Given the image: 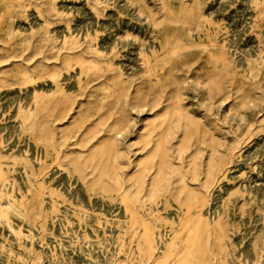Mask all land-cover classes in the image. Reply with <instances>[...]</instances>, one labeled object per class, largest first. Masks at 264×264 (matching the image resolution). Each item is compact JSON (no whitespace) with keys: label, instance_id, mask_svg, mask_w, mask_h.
Listing matches in <instances>:
<instances>
[{"label":"rangeland","instance_id":"rangeland-1","mask_svg":"<svg viewBox=\"0 0 264 264\" xmlns=\"http://www.w3.org/2000/svg\"><path fill=\"white\" fill-rule=\"evenodd\" d=\"M56 1H57V3H56ZM129 1L128 0H99V2H98V0H91V1L86 0V2H85V0H0V97H1L0 98L1 99L0 100V103H1L0 104V150H1L0 151V157H1L0 158V169L2 170L3 167L5 168V169L3 168L4 170H2L0 172V173H2V174H0V182H1L0 183V186H1L0 191H2L1 192L2 194H0V196H1L0 197V205H2V206H0V210H1L0 211V221H1L0 222V225H1L0 226V233L2 232L0 234V243L1 244L3 243L2 246H4L3 250H2V246L0 245V264H14V263H16V264H21V263L22 264H24V263L25 264L26 263L27 264H47L51 260H52V262H50L49 264H61V263H63V264H71V263L72 264H98V263L99 264H124V263L125 264H136V263L137 264H152V263L153 264L154 263L155 264H171L173 261L164 260L160 247H164L163 252H165L167 249V246L169 244V239H171L172 236L174 235L173 233L175 231L174 230L175 227H176V229H178L180 227V219L181 218H188L189 216H193V215H194V217L196 216V218H198L199 225H200L201 235H200L199 243H200V248H201V252H202V264H213V263L214 264H250V263H252V264H256V263L257 264H264V257H263L264 256V246H263L264 245V239H263L264 233L262 232L264 230V219L261 220V215H262V218H264V215H263L264 214L263 213L264 212L263 211L264 210V176H263L264 175V173H263L264 172V145H263L264 144L263 143L264 142V125H263L264 124V87H263L264 86V73H263L264 72V49H263L264 48V41H263L264 40V34H262V33H264V23H263L264 22V16H263L264 15L263 14L264 13V0H251V1L250 0H204V1L203 0H155V1L154 0H132V2H131V0H129ZM199 1H201V2H199ZM133 2H135V3L133 4ZM160 2H162L163 4ZM92 3L93 4L96 3V4H94V7H93ZM106 4H109V5H106ZM159 4H160V6H159ZM179 4H181V5L179 6ZM199 5H201V6H199ZM206 5H208V6H206ZM25 6H27V7H25ZM140 6H141V8H140ZM149 6H152V7H149ZM90 7H92L93 9ZM161 8H162V10H161ZM10 9H12V10H10ZM62 9H64V10H62ZM191 9H192V11H191ZM54 10H55V12H54ZM58 11H62V14H61V12H58ZM70 11H71V13H70ZM100 12H102V13L100 14ZM38 13H40V14H38ZM256 13H259L260 15L256 14ZM211 14H213V16ZM115 17L117 19H115ZM42 18L44 19L45 22L43 21ZM109 18H110V20H109ZM144 18L145 19L147 18V19L145 20ZM199 18H200V21H199ZM218 18H220V19H218ZM251 19H252V21H251ZM72 20H73V22H72ZM118 20H119V22H117ZM259 20H261V21H259ZM87 21H89V22H87ZM91 21H92V23H91ZM51 22H53V24H50ZM149 22L150 23L152 22L151 25ZM153 23L155 24L154 27H152ZM85 24H87V25H85ZM88 24H90V25H88ZM120 24H121V26H120ZM198 24H200V25H198ZM205 24H206V26H205ZM14 25H15V27H14ZM115 25H118V26H115ZM85 26H86V28H85ZM44 27L46 28L45 32L43 31V30H45ZM68 27H70V28H68ZM21 28H23L24 30ZM49 28H50V30H49ZM124 29L127 31L125 32ZM15 30L18 32H15ZM86 30H87V32H86ZM258 30H259V32L261 31L260 34H259ZM56 31H58V32H56ZM110 31H112V32H110ZM59 32H60V34H59ZM130 32L134 36H136V35H138V36H136L134 38L133 35H130ZM68 34H70V35H68ZM128 35H129V37H128ZM52 36H54V37H52ZM78 36H79V38H76ZM119 36H120V39H119ZM109 37L112 41L109 39ZM222 37H225V38H222ZM253 37H255V38H253ZM54 38H56V39H54ZM65 38H67L68 40L67 39L65 40ZM236 38H237V40H236ZM74 39H75V41H74ZM136 39H138V40H136ZM49 40H52V41H49ZM70 40H72V41L70 42ZM76 40H78V41L76 42ZM82 40H83V42H82ZM45 41H48V42H45ZM245 41H247V43ZM108 42H109V44H108ZM125 42H126V44H125ZM71 43L72 44L75 43V44L72 46ZM90 43H92V44H90ZM95 43H96V45H95ZM236 44H238V45H236ZM141 45H142V47H141ZM144 45H147V46H144ZM74 46H75L76 50L73 49ZM90 46H91V48L89 49ZM48 47L51 49H53V48L54 49L51 50ZM92 47H95V48H92ZM255 47H257V48H255ZM45 48L47 51L45 50ZM77 48H78V51H77ZM96 48H97V50H96ZM59 49L60 50L63 49L62 50L63 52L62 51L60 52ZM92 49H94V50L92 51ZM73 50H74V52H73ZM71 51L73 53H71ZM145 51H146V53H145ZM229 51H231V52H229ZM88 52L91 54V56L89 55ZM100 52L102 55L103 54L104 55L99 56ZM197 52H198V54H197ZM237 52H238V54H237ZM49 53L52 55H50ZM54 53L56 54L57 59L55 58V55H53ZM233 53L234 54L236 53V54L234 55ZM261 53H263V55ZM46 54H47V57H46ZM86 54H87V56H86ZM105 54H107V55L105 56ZM70 55H72V56H70ZM121 55H122V57H121ZM119 56H120V58H119ZM230 56H231V58H230ZM64 57H65V60H64ZM91 57L93 58V60L91 59ZM95 57H97V58H95ZM198 57H199V59H198ZM53 58H54L55 62H53L54 61V60H52ZM83 58H85V62H84ZM87 58H89V59H87ZM179 59H180V61H179ZM194 59H196V61H194ZM90 60L95 61V62H92V61L90 62ZM131 60H133V61H131ZM229 60H230V62H228ZM244 60L246 62H244ZM49 61H51V62H49ZM96 61L97 62L99 61V62L97 63ZM110 61H111V63H110ZM134 61H136V62H134ZM231 61H233V62H231ZM72 62H73V64H72ZM88 62H89V64H88ZM101 62L103 63V65H100V64H102ZM107 62H109L111 65L108 64ZM45 64L48 66H44ZM60 64H61V66H60ZM88 65H89V67H88ZM127 65H128V67H127ZM57 66H58V68H57ZM96 66H97V68H96ZM109 66H111V67H109ZM28 67H29V69H28ZM44 67H45V69H44ZM60 67H62V68H60ZM93 67H95V68H93ZM100 67L102 68V70ZM178 67H180V68H178ZM187 67H189L191 70ZM217 67H220V68H217ZM111 68L113 69V71H111L112 70ZM134 68H135V70H134ZM244 68H246V69H244ZM20 69H21V71H20ZM109 69H111V70H109ZM115 70H116V73H115ZM129 70H131V71H129ZM253 70H255V71H253ZM16 71H18V72H16ZM46 71L47 72L49 71L50 73H47ZM53 71L56 75L53 73ZM92 71H94V72L96 71V72L94 73ZM98 71H100L101 73ZM140 71H142V72H140ZM23 72L24 73L26 72V73L24 74ZM28 72H29V74H28ZM58 72L59 73L61 72V73L59 74ZM124 73H126V74H124ZM207 73L209 74V76ZM249 73L251 74V76ZM133 74H135V75H133ZM26 75L28 77H26ZM58 75H60V76L58 77ZM63 75H64V77H63ZM119 75L121 76L120 78H119ZM230 76H232V77H230ZM30 77L32 78L31 81H30V79H31ZM35 77H36V79H34ZM105 77H107V78H105ZM115 77L116 78L118 77L119 79L117 78V80H116ZM126 77L129 78L130 83L127 79H125ZM209 77H211V78H209ZM52 78H53V80H51ZM95 78H97L98 80ZM112 78H114V80ZM142 78H145V79H142ZM203 79H205V80L202 81ZM228 79H230V80H228ZM27 81H29V82H27ZM100 81H102V82H100ZM213 81L215 82V84ZM105 83H107V84H105ZM20 84H22V85L24 84V86H22ZM1 85H3V86H1ZM61 86H63V87H61ZM19 87L21 89H19ZM69 87H71V88H69ZM230 87L232 90L230 89ZM110 88H112L113 90H111ZM139 88H141V89H139ZM210 88H211V90H209ZM106 89L108 91H106ZM52 90L54 92L56 90H58V92H55L57 94L55 95L54 92H52ZM119 90H121V91H119ZM255 90H256V92H255ZM136 91H138V93ZM34 92L35 93L37 92V93L35 94ZM39 92H41V93H39ZM45 92H47V93H45ZM72 93H75V94H72ZM255 93H256V97H255ZM112 94H114V95H112ZM195 94H196V96H195ZM232 94H233V96H232ZM43 95H44V97H43ZM53 95H54V97H53ZM67 95H68V97H67ZM103 95H104V97H103ZM160 95H161V97H160ZM47 96H48V99H47V102H45V99L47 98ZM61 96L62 97L64 96L65 98L64 97L62 98ZM31 97H32V99H31ZM34 97H35V99H34ZM38 97L41 100L43 98L42 102H41V100H39ZM146 97H148V98H146ZM127 98H128V100H127ZM59 100H61V101H59ZM143 100H146V101L143 102ZM148 100H150V102L147 104ZM82 101H83V103H82ZM201 101H203L202 102L203 106L201 104ZM33 102H35V104ZM43 102H45L47 104L44 106L45 103L43 104ZM128 102H129V104H128ZM197 102H199V103H197ZM39 103H40V105H39ZM63 103H65V104H63ZM133 103H134V105H132ZM7 104H9V105H7ZM50 104H51V106H50ZM27 105H29V106H27ZM135 105H136V107H134ZM165 105H166L167 109H165L166 108ZM48 106H50L49 111L47 108ZM198 106H199V108H198ZM229 106H230V108H229ZM27 107H30V109L29 108L27 109ZM56 107L57 108L59 107V108L57 109ZM69 107H71L73 109H71ZM108 107H110L109 110H107ZM150 107H153V108H150ZM213 107H215V109ZM46 108H47V110H46ZM60 108H62V110ZM121 108H122V110H121ZM123 108L125 111H123ZM21 109H22V111H21ZM23 109L24 110L26 109L25 112ZM65 109H67V110H65ZM228 109H229V111H228ZM28 110H29V112H28ZM110 110L112 111V113ZM126 110L129 112H127ZM234 110H235V112H234ZM84 111H85V113H84ZM206 111L208 113H206ZM78 112H79V114H78ZM160 112H163V113H160ZM221 112L224 115H222ZM29 113H31V114H29ZM245 114L247 116L249 114V116L247 117ZM29 115H31V116H29ZM114 115H116L115 116L116 119L114 118ZM128 115H131V116H128ZM158 115L159 116L163 115L162 116L163 118L165 116L166 117L163 119L160 116L159 117L160 119L158 120ZM24 116L26 117V119ZM43 116L45 117V119L43 118ZM86 116H88V117H86ZM98 116H99V118H97ZM154 116H157V117H154ZM224 116H225V118H224ZM89 117H91V118L89 119ZM131 117H133V118H131ZM13 118H14V120H13ZM22 118H24V119H22ZM106 118L107 119L111 118V119L105 120ZM149 118H151L150 121L148 120ZM193 118L197 119V121L194 120ZM218 118H219V120H218ZM242 118H243V120H242ZM93 119L95 120V123H94ZM101 119H102V121H100ZM234 119H235V121H234ZM42 120H44V121H42ZM115 120H116V122H115ZM164 120H165V122H164ZM179 120H181V121H179ZM198 120L200 121V124L197 125V123H199ZM245 120L248 122H246ZM41 121H42V123H41ZM112 121H114L115 123ZM213 121H215V122H213ZM70 122L72 125L70 124ZM126 122H127V124H125ZM160 122H163L164 124L163 123L160 124ZM201 122H203V123H201ZM227 122H228V124H227ZM20 123L21 124L23 123V124L21 125ZM61 123H63V124H61ZM68 123L71 126L68 125ZM84 123L86 124V126L84 125ZM112 123H114V125H116V126H114V128L112 126ZM149 123H151V124H149ZM233 123H235V124L233 125ZM94 124H95V126H94ZM152 124H153V127H151L152 128V130H151L150 126H152ZM171 124L173 125V127ZM202 124H204V125H202ZM209 124L210 125L212 124V125L210 126ZM253 124H255V125H253ZM20 125L21 126L24 125V126L21 127ZM80 125H82V126L84 125V126L82 127ZM110 125L112 127H110ZM156 125L158 127L157 129H156ZM159 125L160 126L162 125V126L160 127ZM182 125L184 126V128ZM213 125H214V127H213ZM245 125H247V126L245 127ZM65 126H66V129H64ZM79 126H80V128H79ZM234 126H235V128H234ZM88 127H90V129ZM115 127H116V129H115ZM146 127H148V128H146ZM220 127H222V129ZM230 127H231V129H230ZM18 128H20V129H18ZM99 128H101V130ZM122 128H124V129H122ZM50 129H51V131H49ZM73 129H75V130H73ZM85 129H87V130H85ZM143 129H145V130H143ZM146 129L148 131L150 129V131L147 132ZM207 129H210V130H207ZM219 129H220V134H219ZM10 130L12 131V134H11ZM26 130H27V132H26ZM45 130L48 132H46ZM69 130H71V131H69ZM82 130H83V132H82ZM89 130H90V132H89ZM92 130L94 131V133ZM121 130H123V131H121ZM174 130H176V132ZM183 130L184 131L186 130V131L184 132ZM198 130H199V132H198ZM241 130H242V132H241ZM6 131H7V133H6ZM22 131H23V133H21ZM74 131H75V133H74ZM76 131H78V132H76ZM79 131H81V132H79ZM105 131H106L107 135H105ZM143 131H145V132H143ZM153 131H154V133H153ZM210 131H211V133H210ZM234 131H236V132H234ZM189 132H190V134H189ZM48 133H50L51 135ZM71 133H72V135H71ZM80 133H82V134H80ZM101 133H103V134H101ZM119 133H120V135H119ZM169 133H170V137H169ZM173 133H175V134H173ZM183 133L186 135H182ZM241 133H242V135H241ZM41 134H43V135H41ZM144 134L147 136H145ZM193 134L197 137L193 136ZM224 134L226 136H223ZM140 135L142 136L141 138H140ZM167 135L169 138L167 137ZM210 135H212V136H210ZM42 136H44L45 138ZM50 136L51 137L54 136V137L49 138ZM84 136L85 137L88 136L86 141H85V139H83V138H85ZM90 136H92V137H90ZM94 136L97 138H95ZM143 136L146 138V140H145V138H143ZM172 136H174V137H172ZM184 136H186V137H184ZM78 137H79V139H81V141L78 139ZM153 137H155V138H153ZM187 137H188V139H187ZM208 137H210V138H208ZM225 137H226V139H225ZM235 137H237V138L235 139ZM65 138H68V140L67 139L65 140ZM104 138L106 139V141L103 140ZM113 138H116V139H113ZM124 138H125V140H123ZM203 138L206 140H204ZM219 138L221 139V141ZM97 139H100V141L103 140L104 142H100L99 140L96 142ZM47 140L50 142H48ZM61 140H64V141H61ZM150 140L152 141V143ZM179 140L185 142V144L183 142L179 143ZM193 140H195V141H193ZM207 140H208V143L205 142ZM59 141L61 144L57 143ZM133 141H135V143ZM141 141H142V143H141ZM186 141H187V143H186ZM211 141H213V142L215 141L214 143L216 145ZM224 141L225 142L227 141L228 145H227V142L225 144ZM63 142H64V144H63ZM73 142H75V143H73ZM76 142L79 144H77ZM81 142L84 146L81 145ZM114 142H116L117 144H113ZM90 143H91V145H89ZM127 143H129V145ZM170 143H171V145H170ZM172 143H173V145H172ZM190 143L191 144L193 143V145H191ZM194 143H195V145H194ZM238 143H241L242 145L241 144L238 145ZM10 144H11V146H10ZM24 144H27V145H24ZM50 144L52 145V147ZM68 144H69L70 148H69ZM109 144L111 146H109ZM125 144H126V146H125ZM142 144H143V146H141ZM87 145L92 146V147H88ZM96 145H98V147ZM127 145H128V147H127ZM146 145H147V147H146ZM174 145H175V147H174ZM207 145H208V148H206ZM225 145H226V147H225ZM9 146L11 147V149ZM100 146H101V151H103L104 153L100 151ZM165 146H166V148H165ZM183 146H184V148H183ZM210 146L212 147V149ZM1 147H2V149H1ZM32 147H33V149H31ZM59 147H61V148H59ZM95 147H97V149H95ZM112 147H113V149H112ZM152 147H153V149H152ZM171 147H174V148H171ZM201 147L203 148V150ZM217 147H218V149H217ZM36 148L38 149L39 152L36 151L37 150ZM56 148H58V149H56ZM143 148H145V149L142 151ZM154 148H155V150L158 149L160 151V156L162 158L155 154V152L153 151ZM167 148H168V150H167ZM223 148H226V149H223ZM51 149H53V151H51ZM98 149H99V151H98ZM147 149L149 151H146ZM209 149H211V150H209ZM110 150H112V151H110ZM189 150H190V152H188ZM197 150L199 152H196ZM234 150H236V151L234 152ZM49 151H51V152H49ZM90 151L93 153H91ZM182 151H184V153L186 152L185 153L186 155L183 154ZM200 151L203 153H201ZM221 151L223 152V154ZM226 151L229 154H225ZM24 152H26V153H24ZM42 152H43V156H42ZM208 152H209V154H208ZM231 152H233L232 155H231ZM58 153L61 154V156ZM64 153H66V154H64ZM76 153L79 154V155L77 154V156L79 158L76 156ZM188 153H189V155H188ZM197 153H198V155H197ZM13 154L15 156H18L20 154L19 156L21 158L18 156V157H16L17 158L16 159L15 156H13ZM68 154L70 157H68ZM87 154L89 155V157H88L89 161H87L88 159L86 158L88 156ZM98 154H101V155H98ZM117 154H119V155H117ZM150 154L154 156L153 162L155 161L151 167L153 170V173H152V170L150 168V173H148L149 170L146 171L145 178L141 179L140 177L142 176V173H143L141 168H143L144 163H146L149 159H151V157H153V156L150 157ZM2 155H4V156L2 157ZM24 155H25V157H23ZM82 155L83 156L86 155V157L85 156L83 157ZM91 155L94 157H91ZM127 155H129V158L127 157ZM208 155H209V157H208ZM216 155H217V157H216ZM259 155H261V156H259ZM50 156H52V157H50ZM56 156L60 157V158L57 159ZM74 156H76V157H74ZM63 157H65L66 159L64 160ZM104 157H105V159H104ZM138 157H139V159H138ZM145 157L147 160L143 159ZM195 157H196V159H195ZM223 157H224V159H223ZM231 157H233V158L231 159ZM257 157H258V159H257ZM6 158H7V160H6ZM69 158H70V160H69ZM187 158H188V160H187ZM193 158H194V160H193ZM33 159H34V161H33ZM212 159H214V160H212ZM219 159L223 160V161H220ZM61 160H64V162ZM67 160H69V161H67ZM71 160H73V161H71ZM231 160H233V162H231ZM41 161H43V162H41ZM44 161H46V162H44ZM57 161H58V163H57ZM84 161L87 163L84 164L85 163ZM128 161H130V163H128ZM142 161H143V163H142ZM157 161H159V165H158V163H156ZM187 161H189V162H187ZM21 162H22V166H21ZM38 162H40V163H38ZM49 162L51 164H49ZM54 162H55V164H54ZM89 162H90V164H89ZM91 162H93L92 165H91ZM135 162H136V166H135ZM197 162H199L198 165L195 164ZM220 162H222V163H220ZM226 162H228V164H226ZM192 163H193V165H192ZM206 163H209V164H206ZM219 163H220V165H218ZM229 163H231V165ZM194 164L196 165L195 170H194ZM214 164H215V166L212 167ZM222 164H224V165L226 164V165L224 166ZM12 165H15V166L13 167ZM50 165L52 167H50ZM61 165L63 168L61 167ZM95 165H96V167H95ZM103 165H105V166H103ZM107 165H110V166L107 167ZM127 165H128V167H127ZM163 165H164V167H163ZM200 165H202V168ZM67 166H69V167H67ZM111 166H113V167L111 168ZM114 166H119L120 168L118 167L119 168L118 169L117 167H114ZM140 166H141V168H140ZM186 166H187V168H190L192 166L193 169L192 168H190L191 170L187 169V168H185ZM221 166H222V168H220ZM103 167H106V168H104L106 170V172L109 170L110 171L106 173L105 170L103 171ZM207 167H209V168H207ZM226 167H227V169H226ZM44 168H47V169H44ZM162 168H163V170H162ZM176 168L178 170H176ZM179 168H180V171H179ZM210 168H212V169H210ZM249 168H252V170ZM23 169L26 170L28 175L25 174L26 172ZM82 169L84 171H82ZM99 169H102V170H99ZM122 169H125V170H122ZM167 169H169V170H167ZM35 170H36V173H35ZM45 170L47 171V173ZM132 170L135 171V173L137 172L136 175L135 174L133 175V177L135 179L131 176L134 173ZM137 170H140V171H137ZM161 170H162V176L160 173ZM205 170L206 171L208 170V171L206 172ZM216 170H217L218 174H217ZM48 171H50V172H48ZM94 171H96V172L94 173ZM101 171H103V172H101ZM169 171H170V173H169ZM187 171H188V173L185 174ZM203 171H205L207 174L208 173L209 174L206 175V173ZM45 173L47 176L45 175ZM98 173H100L101 174L100 176H103V177L99 178ZM112 173H113V177H112ZM201 173H203V174H201ZM213 173L214 174L216 173V176ZM31 174L33 176H30ZM104 174H105L106 178L109 176L110 177L106 179L104 177ZM188 174H189V176H187ZM191 174L192 175L195 174V175L192 176ZM2 175L4 177V180L6 179L5 182H3L4 180H3V177H1ZM83 175L85 177H83ZM117 175H118V177H120V179L118 178L119 180L117 179ZM125 175H127V177L128 176L129 177L126 178ZM150 175L152 178L150 177ZM158 175H160V176H158ZM171 175H172V177L174 176V178H172ZM204 175H205V177H204ZM16 176H18V177H16ZM27 176H29V177H27ZM96 177L101 179L102 181L101 180L100 181L102 183H100L99 179H97ZM158 177L164 178V179H158ZM33 178H34V180H33ZM130 178L133 181L135 180V183ZM216 178H217V180H215ZM242 178H244V179H242ZM8 179H9V181H8ZM45 179H46V181H45ZM96 179H97V181H96ZM128 179H130L132 183L128 182V181H130ZM148 179L150 180V182ZM174 179H176V180H174ZM191 179H193V180L191 181ZM41 180H42V182H41ZM47 180H48V182H47ZM90 180L91 181L93 180V181H92V183H89L90 184L89 185L88 182H91ZM136 180H138V181H136ZM7 181L10 183H8ZM94 181H95V183H94ZM171 181H173V182H171ZM197 181H198V183H197ZM59 182H60V184H59ZM80 182H82L83 184L81 185ZM84 182H86V183H84ZM141 182L142 183L144 182L143 185ZM160 182L163 183L164 185L161 184V186H159ZM260 182L263 186L261 184H259ZM133 183H134V185H132ZM148 183L149 184L151 183L150 186ZM175 183H176V185H175ZM127 184L129 187L127 186ZM136 184H138V185H136ZM139 184H140V186H139ZM242 184H243V187H242ZM255 184H258V185H255ZM12 185H14V187ZM33 185H34V187H33ZM36 185H38V187ZM48 185H51V186H48ZM68 185H70V186H68ZM95 185L97 186V189H96ZM108 185H109V188H108ZM116 185H117V187H116ZM173 185H175V186H173ZM177 185H179V186L177 187ZM207 185L209 188L207 187ZM82 186H84V187H82ZM113 186H115V187H113ZM138 186L140 189H138ZM148 186H149V188H148ZM158 186H159V189H158ZM194 186H195V188H198L200 191L195 189ZM6 187H7V189H6ZM112 187H113V189H112ZM143 187H145L144 189H146V191L143 189ZM173 187H175V188H173ZM200 187H203V188H200ZM215 187H216V189H215ZM258 187H260V188H258ZM38 188H40V189H38ZM52 188H54V189L52 190ZM135 188H136L137 193L140 192L139 194L134 192ZM218 188L219 189L221 188L220 189L221 191ZM94 189H95V191H94ZM120 189H121V191H120ZM187 189H188V191H187ZM210 189H212V191ZM234 189H235V191H234ZM237 189H238V191H237ZM10 190H11L13 195L10 193ZM247 190H248V192H247ZM18 191H19V193H18ZM154 191H155V193H154ZM176 191H178V192H176ZM99 192H101V193H99ZM127 192H130L131 195H130V193H129V195L126 194ZM261 192H263V194ZM20 193H23L24 195L20 194ZM75 193H77V194H75ZM111 193H113V194H111ZM132 193L133 194L136 193L135 196L132 195ZM186 193L188 194V196ZM205 193L209 196H206ZM245 193H247V194H245ZM36 194H37V197H36ZM44 194L46 196H44ZM59 194H61L62 196ZM140 194H141V197H139ZM21 195L23 197H21ZM94 195H96V196H94ZM146 195L149 196L148 197L149 200H148ZM202 195H203V197L205 195V198H203ZM3 196H5V197H3ZM89 196L92 197L91 198L92 200L90 199ZM131 196L133 198H131ZM184 196H185V198H184ZM200 196L203 199H201ZM7 197H8V200H7ZM28 197H29V199H28ZM197 197H198V199H197ZM209 197H210V199H209ZM37 198L39 199L38 201H37ZM109 198L110 199L112 198L111 202H110ZM129 198H130V200H129ZM207 198L210 201L209 200L207 201ZM40 199H42V200H40ZM195 199H196V201H195ZM103 200H105V201H103ZM141 200H142V202H141ZM182 200L183 201L185 200L184 204H183ZM23 201H24V203L22 204ZM42 201H44V202H42ZM57 201H59V202H57ZM157 201H158V203H157ZM162 201L165 202V204ZM188 201H190V203ZM250 201H251V203H250ZM40 202H42L43 204H41ZM108 202H110V204ZM135 202H138V203H135ZM68 203H69V205H68ZM70 203H72V204H70ZM76 203L78 205H76ZM90 203H92V204H90ZM20 204H22V205L20 206ZM37 204L39 205V207H37L38 206ZM130 204L133 205L132 206L133 208L131 207ZM7 205H9V206H7ZM79 205H80V207H78ZM136 205L138 207H135V209H134V206H136ZM49 206H51V207H49ZM75 206H77V207H75ZM91 206H93V207H91ZM126 206L128 209L126 208ZM219 206H221V207H219ZM239 206H240V208H239ZM73 207H74V209H73ZM110 207H112L111 208L112 210L110 209ZM113 207H114V209H113ZM43 208L44 209L47 208V209H45V211H44ZM48 208H49V210H48ZM97 208H99V210ZM79 209H81V210H79ZM115 209H117V210H115ZM131 209H134L133 211H135V212H133ZM145 209H148V210H145ZM241 209H242V211H241ZM31 210H32V212H31ZM36 210L39 213L42 210L41 214L36 212ZM90 210L91 211L93 210L94 212L93 211L90 212ZM120 210H123L124 212L120 211ZM219 210H220V212H219ZM4 211H5V213H7V215H5V216L2 215V213H1ZM79 211H80V213H79ZM245 211H247V212H245ZM257 211H258V213H257ZM58 212H59V214H58ZM178 212H179V214H178ZM213 212H215V213L213 214ZM94 213H96V214H94ZM112 213H114V214H112ZM119 213H120V215H119ZM121 213H122V215H121ZM34 214L37 217H35ZM56 214H58L57 217H55ZM80 214H82V216ZM87 214H89V215H87ZM245 214H247V215H245ZM160 215H161V217H160ZM88 216H90V217H88ZM109 216H110V218H109ZM124 216H126V217H124ZM128 216H129V218H128ZM42 217L45 219H43ZM49 217L51 220L49 219ZM158 217H160V218H158ZM172 217H173V219H172ZM3 218H5V219H3ZM28 218H30V220ZM97 218H100V219H97ZM205 218L208 220L206 221ZM225 218H227V219H225ZM255 218H258V219H255ZM60 219H62L61 220L62 222L60 221ZM67 219H68V221H67ZM69 219H70V221H69ZM163 219H164V221H163ZM45 220L47 221V223L45 222ZM134 220H136V221H134ZM71 221H72V225L70 223ZM73 221H74V224H73ZM211 221L212 222L214 221V222L212 223ZM224 221H226L227 224ZM22 222H23V224H21ZM77 222L79 223V225ZM108 222H109V224H108ZM136 222H137V224H134ZM32 223L35 225H33ZM54 223H55V225H54ZM114 223H115V225H114ZM99 224H101V226ZM21 225H22V227H21ZM41 225L43 226V228ZM69 225H71V226H69ZM111 225H112V227H111ZM122 225H124V226H122ZM88 226L93 228V229L89 228ZM212 226H213V228H212ZM18 227H20V228H18ZM255 227L257 228V230ZM35 228H37V229H35ZM209 228H211L213 231ZM44 229H45V231H44ZM170 229L172 231H170ZM52 231H53L54 236L51 233ZM133 231H136L138 233L136 234V232H133ZM157 231H158V233H156ZM207 231L209 234L207 233ZM227 231L229 234H226ZM74 232H75V234H74ZM247 232H248V234H247ZM17 233H18V235H17ZM43 233H45V234H43ZM122 233H124V235H122ZM153 233H155V234H153ZM259 233H261V234L263 233V234L261 235ZM13 234H15V235H13ZM25 234L29 238H26V236H24ZM40 234H42V235H40ZM131 234L133 235V237L130 236L131 240H129L130 239L129 235H131ZM211 234H213V237ZM206 235H207V237H206ZM208 235H209V237H208ZM43 236H46L45 240H44ZM89 236H90V238H89ZM147 236H149V240L146 239ZM218 236H220L221 238ZM33 237H36V238H33ZM71 237H73V238H71ZM231 237H234V238H231ZM39 238H41V240ZM59 238L61 239V241ZM206 238H207V241H205ZM239 238H241L242 240L240 239L241 240L240 241ZM29 239L35 244L30 242ZM71 239H73V240H71ZM40 241L42 244H40ZM110 241L112 243H109ZM142 241H143V243H142ZM224 241H225V243H224ZM20 242L24 245L20 244ZM151 242L153 244H151ZM241 242H242V244H241ZM249 242L250 243L252 242L251 245H249L250 244ZM31 243H32V245H31ZM58 243H59V245H58ZM183 243L184 242H180L179 244H183ZM8 244H9V246H8ZM13 244H15L16 247ZM18 244H20V245H18ZM91 244H93V245L91 246ZM100 244H101V246H100ZM117 244H118V246H117ZM149 244L152 245V247L154 249L153 253H149L150 256L147 254L148 253L147 248H148ZM212 244L214 246H212ZM228 244H229V246H228ZM238 244L239 245L241 244V245L239 246ZM39 245H41V246H39ZM102 245H104V246H102ZM115 245H116V247H115ZM121 245H123V247L119 248ZM157 245H158V247H157ZM254 245H256V247H259V246L260 247L255 248ZM54 246L56 247L55 249H54ZM88 246H91L89 251L87 250L89 248ZM108 246H110V247H108ZM30 247L35 248V249L32 250V248H30ZM128 247H130V248L133 247V248L130 249ZM208 247H210V248H208ZM250 247H252L253 249ZM25 248L28 250H26ZM211 248H213V250H211ZM24 249H25V251H24ZM257 249H258V253L256 252ZM10 250L12 251V253ZM29 250L31 253L28 252ZM60 250H61V252H60ZM141 250L143 251V253ZM36 251H37V253H36ZM40 251L42 254L40 253ZM215 251H216V253H215ZM101 252H103V253L101 254ZM126 252L129 255L126 254ZM209 252H211V253H209ZM4 253H5V255H4ZM28 253H30V254H28ZM50 253H51V256H50ZM56 253L57 254L60 253L59 256ZM130 253H131V255H130ZM212 253L214 254L213 256H212ZM39 254H40V256H39ZM113 254H115V255H113ZM118 254H119V256H118ZM132 254H133V256H132ZM17 255H18V257H17ZM104 255H105V257H104ZM243 255H245V256H243ZM5 256H7V257H5ZM10 256H11V258H10ZM38 256L42 257V258H39ZM95 256H96V259H95ZM108 256H111V257H108ZM126 256H128V257H126ZM129 256H130V261L128 259ZM227 256L229 258H227ZM25 257H26V259H24ZM32 257H34L33 260H32ZM114 257H115V259H114ZM149 257H150V259H149ZM261 257L263 258V261H262ZM6 258H7V260H6ZM16 258H18V259H16ZM70 258L73 261H71ZM132 258H133V260H132ZM238 258H240V259H238ZM245 258H247V259H245ZM127 259H128V261H127ZM147 259L149 260V262H147L148 261ZM233 259H234V261H233ZM241 259H242V261L243 260H245V261L242 262ZM87 260H88V262H87ZM104 260H105V262H104ZM119 260H121V261L126 260V261L123 263V262H119ZM150 260H152V262ZM235 260H236V262H235ZM96 261H98V262H96ZM237 261H238V263H237ZM259 261H261L262 263Z\"/></svg>","mask_w":264,"mask_h":264},{"label":"bare ground","instance_id":"bare-ground-1","mask_svg":"<svg viewBox=\"0 0 264 264\" xmlns=\"http://www.w3.org/2000/svg\"><path fill=\"white\" fill-rule=\"evenodd\" d=\"M90 1H91V0H90ZM128 1H129V0H128ZM154 1H155V0H154ZM203 1H204V0H203ZM250 1H251V0H250ZM29 2H30V1H29ZM85 2H86V0H85ZM96 2H97V1H96ZM98 2H99V0H98ZM101 2H102V1H101ZM106 2H107V1H106ZM111 2H112V1H111ZM129 2H130V1H129ZM131 2H132V0H131ZM158 2H159V1H158ZM199 2H201V1H199ZM258 2H259V1H258ZM51 3H52V2H51ZM51 3H50V4H51ZM56 3H57V1H56ZM134 3H135V2H133V4H134ZM144 3H145V2H144ZM150 3H151V2H150ZM150 3H149V4H150ZM156 3H157V2H156ZM160 3H162V2H160ZM181 3H182V2H181ZM203 3H204V2H203ZM25 4H26V3H25ZM88 4H89V3H88ZM90 4H91V3H90ZM92 4H93V3H92ZM94 4H96V3H94ZM94 4H93V7H94ZM146 4H147V3H146ZM162 4H163V3H162ZM164 4H165V3H164ZM200 4H201V3H200ZM106 5H109V4H106ZM123 5H124V4H123ZM123 5H122V6H123ZM136 5H137V4H136ZM180 5H181V4H179V6H180ZM253 5H254V4H253ZM141 6H142V5H141ZM141 6H140V8H141ZM147 6H148V5H147ZM153 6H154V5H153ZM159 6H160V4H159ZM199 6H201V5H199ZM206 6H208V5H206ZM211 6H212V5H211ZM25 7H27V6H25ZM57 7H58V6H57ZM62 7H63V6H62ZM70 7H71V6H70ZM96 7H97V6H96ZM107 7H108V6H107ZM136 7H137V6H136ZM149 7H152V6H149ZM161 7H162V6H161ZM52 8H53V7H52ZM55 8H56V7H55ZM58 8H59V7H58ZM76 8H77V7H76ZM79 8H80V7H79ZM82 8H83V7H82ZM90 8H92V7H90ZM103 8H104V7H103ZM154 8H155V7H154ZM157 8H158V7H157ZM159 8H160V7H159ZM200 8H201V7H200ZM211 8H212V7H211ZM250 8H251V7H250ZM40 9H41V8H40ZM92 9H93V8H92ZM119 9H120V8H119ZM135 9H136V8H135ZM152 9H153V8H152ZM195 9H196V8H195ZM209 9H210V8H209ZM10 10H12V9H10ZM62 10H64V9H62ZM95 10H96V9H95ZM102 10H103V9H102ZM105 10H106V9H105ZM120 10H121V9H120ZM158 10H159V9H158ZM161 10H162V8H161ZM202 10H203V9H202ZM214 10H215V9H214ZM262 10H263V9H262ZM51 11H52V10H51ZM56 11H57V10H56ZM85 11H86V10H85ZM88 11H89V10H88ZM92 11H93V10H92ZM152 11H153V10H152ZM191 11H192V9H191ZM251 11H252V10H251ZM37 12H38V11H37ZM52 12H53V11H52ZM54 12H55V10H54ZM58 12H61V14H62V11H58ZM86 12H87V11H86ZM94 12H95V11H94ZM113 12H114V11H113ZM116 12H117V11H116ZM153 12H154V11H153ZM155 12H156V11H155ZM157 12H158V11H157ZM196 12H197V11H196ZM196 12H195V13H196ZM261 12H262V11H261ZM42 13H43V12H42ZM70 13H71V11H70ZM97 13H98V12H97ZM101 13H102V12H100V14H101ZM38 14H40V13H38ZM44 14H45V13H44ZM59 14H60V13H59ZM141 14H142V13H141ZM154 14H155V13H154ZM202 14H203V13H202ZM215 14H216V13H215ZM215 14H214V15H215ZM256 14H259V13H256ZM261 14H262V13H261ZM263 14H264V13H263ZM41 15H42V14H41ZM48 15H49V14H48ZM104 15H105V14H104ZM145 15H146V14H145ZM203 15H204V14H203ZM211 15L213 16V14H211ZM259 15H260V14H259ZM259 15H258V16H259ZM92 16H93V15H92ZM94 16H95V15H94ZM147 16H148V15H147ZM215 16H216V15H215ZM256 16H257V15H256ZM263 16H264V15H263ZM40 17H41V16H40ZM75 17H76V16H75ZM97 17H98V16H97ZM110 17H111V16H110ZM11 18H12V17H11ZM15 18H16V17H15ZM26 18H27V17H26ZM48 18H49V17H48ZM84 18H85V17H84ZM84 18H83V19H84ZM222 18H223V17H222ZM42 19H43V18H42ZM50 19H51V18H50ZM77 19H78V18H77ZM88 19H89V18H88ZM94 19H95V18H94ZM97 19H98V18H97ZM115 19H117V18L115 17ZM144 19H145V18H144ZM146 19H147V18H146ZM146 19H145V20H146ZM201 19H202V18H201ZM218 19H220V18H218ZM260 19H261V18H260ZM109 20H110V18H109ZM150 20H151V19H150ZM150 20H149V21H150ZM157 20H158V19H157ZM190 20H191V19H190ZM43 21H44V19H43ZM77 21H78V20H77ZM104 21H105V20H104ZM199 21H200V18H199ZM201 21H202V20H201ZM251 21H252V19H251ZM259 21H261V20H259ZM262 21H263V20H262ZM18 22H19V21H18ZM44 22H45V21H44ZM47 22H48V21H47ZM47 22H46V23H47ZM72 22H73V20H72ZM87 22H89V21H87ZM117 22H119V20H118ZM54 23H55V22H54ZM82 23H83V22H82ZM85 23H86V22H85ZM91 23H92V21H91ZM95 23H96V22H95ZM115 23H116V22H115ZM149 23H150V22H149ZM151 23H152V22H151ZM151 23H150V25H151ZM217 23H218V22H217ZM227 23H228V22H227ZM254 23H255V22H254ZM263 23H264V22H263ZM11 24H12V23H11ZM13 24H14V23H13ZM41 24H42V23H41ZM43 24H44V23H43ZM50 24H53V22H51ZM67 24H68V23H67ZM83 24H84V23H83ZM201 24H202V23H201ZM20 25H21V24H20ZM68 25H69V24H68ZM85 25H87V24H85ZM88 25H90V24H88ZM147 25H148V24H147ZM154 25H155V24L153 23V26H152V27H154ZM198 25H200V24H198ZM227 25H228V24H227ZM249 25H250V24H249ZM254 25H255V24H254ZM30 26H31V25H30ZM69 26H70V25H69ZM108 26H109V25H108ZM115 26H118V25H115ZM120 26H121V24H120ZM127 26H128V25H127ZM205 26H206V24H205ZM12 27H13V26H12ZM14 27H15V25H14ZM17 27H18V26H17ZM49 27H50V26H49ZM70 27H71V26H70ZM70 27H68V28H70ZM83 27H84V26H83ZM88 27H89V26H88ZM100 27H101V26H100ZM104 27H105V26H104ZM130 27H131V26H130ZM199 27H200V26H199ZM252 27H253V26H252ZM259 27H260V26H259ZM262 27H263V26H262ZM44 28H45V27H44ZM59 28H60V27H59ZM75 28H76V27H75ZM77 28H78V27H77ZM80 28H81V27H80ZM80 28H79V29H80ZM85 28H86V26H85ZM89 28H90V27H89ZM112 28H113V27H112ZM120 28H121V27H120ZM150 28H151V27H150ZM226 28H227V27H226ZM253 28H254V27H253ZM253 28H252V29H253ZM21 29H23V28H21ZM32 29H33V28H32ZM66 29H67V28H66ZM9 30H10V29H9ZM23 30H24V29H23ZM49 30H50V28H49ZM64 30H65V29H64ZM74 30H75V29H74ZM109 30H110V29H109ZM119 30H120V29H119ZM124 30H125V29H124ZM204 30H205V29H204ZM261 30H262V29H261ZM10 31H11V30H10ZM43 31L45 32V31H46V28H45V30H43ZM43 31H42V32H43ZM81 31H82V30H81ZM94 31H95V30H94ZM94 31H93V32H94ZM126 31H127V30H125V32H126ZM188 31H189V30H188ZM193 31H194V30H193ZM195 31H196V30H195ZM15 32H18V31L15 30ZM21 32H22V31H21ZM56 32H58V31H56ZM86 32H87V30H86ZM96 32H97V31H96ZM110 32H112V31H110ZM120 32H121V31H120ZM134 32H135V31H134ZM139 32H140V31H139ZM189 32H190V31H189ZM234 32H235V31H234ZM258 32H259V30H258ZM54 33H55V32H54ZM127 33H128V32H127ZM145 33H146V32H145ZM191 33H192V32H191ZM254 33H255V32H254ZM260 33H261V31L259 32V34H260ZM59 34H60V32H59ZM109 34H110V33H109ZM124 34H125V33H124ZM250 34H251V33H250ZM262 34H264V33H262ZM45 35H46V34H45ZM68 35H70V34H68ZM76 35H77V34H76ZM78 35H79V34H78ZM86 35H87V34H86ZM118 35H119V34H118ZM130 35H133V34H131V32H130ZM200 35H201V34H200ZM220 35H221V34H220ZM232 35H233V34H232ZM40 36H41V35H40ZM43 36H44V35H43ZM64 36H65V35H64ZM74 36H75V35H74ZM79 36H80V35H79ZM79 36L76 37V38H79ZM122 36H123V35H122ZM136 36H138V35H136ZM136 36L133 35L134 38H135ZM144 36H145V35H144ZM150 36H151V35H150ZM228 36H229V35H228ZM259 36H260V35H259ZM45 37H46V36H45ZM52 37H54V36H52ZM71 37H72V36H71ZM94 37H95V36H94ZM97 37H98V36H97ZM110 37H111V36H110ZM110 37H109V39H110ZM117 37H118V36H117ZM128 37H129V35H128ZM237 37H238V36H237ZM67 38H68V37H67ZM67 38H65V40H66ZM86 38H87V37H86ZM89 38H90V37H89ZM104 38H105V37H104ZM104 38H103V39H104ZM138 38H139V37H138ZM146 38H147V37H146ZM148 38H149V37H148ZM194 38H195V37H194ZM222 38H225V37H222ZM253 38H255V37H253ZM259 38H260V37H259ZM40 39H41V38H40ZM43 39H44V38H43ZM46 39H47V38H46ZM49 39H50V38H49ZM54 39H56V38H54ZM63 39H64V38H63ZM69 39H70V38H69ZM80 39H81V38H80ZM96 39H97V38H96ZM99 39H100V38H99ZM99 39H98V40H99ZM101 39H102V38H101ZM106 39H107V38H106ZM114 39H115V38H114ZM119 39H120V36H119ZM119 39H118V40H119ZM126 39H127V38H126ZM128 39H129V38H128ZM47 40H48V39H47ZM57 40H58V39H57ZM57 40H56V41H57ZM65 40H64V41H65ZM67 40H68V39H67ZM110 40H111V39H110ZM130 40H131V39H130ZM136 40H138V39H136ZM142 40H143V39H142ZM234 40H235V39H234ZM236 40H237V38H236ZM254 40H255V39H254ZM42 41H43V40H42ZM42 41H41V42H42ZM49 41H52V40H49ZM71 41H72V40H70V42H71ZM74 41H75V39H74ZM77 41H78V40H76V42H77ZM89 41H90V40H89ZM91 41H92V40H91ZM100 41H101V40H100ZM111 41H112V40H111ZM122 41H123V40H122ZM134 41H135V40H134ZM145 41H146V40H145ZM152 41H153V40H152ZM221 41H222V40H221ZM227 41H228V40H227ZM229 41H230V40H229ZM263 41H264V40H263ZM263 41H262V42H263ZM45 42H48V41H45ZM62 42H63V41H62ZM76 42H75V43H76ZM82 42H83V40H82ZM87 42H88V41H87ZM93 42H94V41H93ZM126 42H127V41H126ZM126 42H125V44H126ZM128 42H129V41H128ZM137 42H138V41H137ZM139 42H140V41H139ZM153 42H154V41H153ZM245 42L247 43V41H245ZM56 43H57V42H56ZM63 43H64V42H63ZM72 43H73V42H72ZM72 43H71V44H72ZM75 43H74V44H75ZM85 43H86V42H85ZM88 43H89V42H88ZM118 43H119V42H118ZM129 43H130V42H129ZM132 43H133V42H132ZM144 43H145V42H144ZM44 44H45V43H44ZM50 44H51V43H50ZM69 44H70V43H69ZM74 44H72V46H73ZM77 44H78V43H77ZM90 44H92V43H90ZM108 44H109V42H108ZM139 44H140V43H139ZM227 44H228V43H227ZM230 44H231V43H230ZM238 44H239V43H238ZM238 44H236V45H238ZM240 44H241V43H240ZM257 44H258V43H257ZM45 45H46V44H45ZM56 45H57V44H56ZM65 45H66V44H65ZM78 45H79V44H78ZM80 45H81V44H80ZM93 45H94V44H93ZM95 45H96V43H95ZM105 45H106V44H105ZM243 45H244V44H243ZM254 45H255V44H254ZM259 45H260V44H259ZM47 46H48V45H47ZM49 46H50V45H49ZM63 46H64V45H63ZM83 46H84V45H83ZM97 46H98V45H97ZM100 46H101V45H100ZM121 46H122V45H121ZM121 46H120V47H121ZM144 46H147V45H144ZM151 46H152V45H151ZM228 46H229V45H228ZM233 46H234V45H233ZM251 46H252V45H251ZM45 47H46V46H45ZM76 47H77V46H76ZM106 47H107V46H106ZM106 47H105V48H106ZM141 47H142V45H141ZM155 47H156V46H155ZM246 47H247V46H246ZM41 48H42V47H41ZM48 48H49V47H48ZM64 48H65V47H64ZM90 48H91V46L89 47V49H90ZM92 48H95V47H92ZM117 48H118V47H117ZM138 48H139V47H138ZM144 48H145V47H144ZM153 48H154V47H153ZM228 48H229V47H228ZM244 48H245V47H244ZM248 48H249V47H248ZM255 48H257V47H255ZM43 49H44V48H43ZM49 49H51V48H49ZM53 49H54V48H53ZM53 49H51V50H53ZM60 49H61V48H60ZM60 49H59V51L61 52L63 49H62V50H60ZM67 49H68V48H67ZM67 49H66V50H67ZM73 49L76 50V49H75V46L73 47ZM107 49H108V48H107ZM147 49H148V48H147ZM158 49H159V48H158ZM242 49H243V48H242ZM249 49H250V48H249ZM260 49H261V48H260ZM263 49H264V48H263ZM263 49H262V50H263ZM45 50H46V48H45ZM74 50H73V52H74ZM93 50H94V49H92V51H93ZM96 50H97V48H96ZM112 50H113V49H112ZM234 50H235V49H234ZM46 51H47V50H46ZM49 51H50V50H49ZM77 51H78V48H77ZM77 51H76V52H77ZM88 51H89V50H88ZM240 51H241V50H240ZM244 51H245V50H244ZM258 51H259V50H258ZM57 52H58V51H57ZM57 52H56V53H57ZM62 52H63V51H62ZM73 52L71 51V53H73ZM103 52H104V51H103ZM117 52H118V51H117ZM143 52H144V51H143ZM229 52H231V51H229ZM232 52H233V51H232ZM51 53H52V52H51ZM66 53H67V52H66ZM88 53H89V52H88ZM139 53H140V52H139ZM141 53H142V52H141ZM145 53H146V51H145ZM201 53H202V52H201ZM239 53H240V52H239ZM47 54H48V53H47ZM47 54H46V57H47ZM49 54H50V53H49ZM58 54H59V53H58ZM61 54H62V53H61ZM64 54H65V53H64ZM77 54H78V53H77ZM79 54H80V53H79ZM92 54H93V53H92ZM98 54H99V53H98ZM118 54H119V53H118ZM197 54H198V52H197ZM226 54H227V53H226ZM230 54H231V53H230ZM233 54H234V53H233ZM235 54H236V53H235ZM235 54H234V55H235ZM237 54H238V52H237ZM242 54H243V53H242ZM256 54H257V53H256ZM261 54L263 55V53H261ZM42 55H43V54H42ZM44 55H45V54H44ZM50 55H52V54H50ZM53 55H55V58H56V54L54 53ZM62 55H63V54H62ZM72 55H73V54H72ZM72 55H70V56H72ZM75 55H76V54H75ZM89 55L91 56L90 53H89ZM94 55H95V54H94ZM100 55H102L101 52H100L99 56H100ZM103 55H104V54H103ZM103 55H102V56H103ZM106 55H107V54H105V56H106ZM148 55H149V54H148ZM227 55H228V54H227ZM17 56H18V55H17ZM86 56H87V54H86ZM108 56H109V55H108ZM251 56H252V55H251ZM65 57H66V56H65ZM65 57H64V60H65ZM109 57H110V56H109ZM112 57H113V56H112ZM115 57H116V56H115ZM121 57H122V55H121ZM237 57H238V56H237ZM257 57H258V56H257ZM50 58H51V57H50ZM50 58H49V59H50ZM61 58H62V57H61ZM95 58H97V57H95ZM117 58H118V57H117ZM119 58H120V56H119ZM230 58H231V56H230ZM244 58H245V57H244ZM56 59H57V58H56ZM83 59H84V62H85V58H83ZM87 59H89V58H87ZM91 59L93 60L92 57H91ZM98 59H99V58H98ZM98 59H97V60H98ZM104 59H105V58H104ZM110 59H111V58H110ZM110 59H109V60H110ZM190 59H191V58H190ZM190 59H189V60H190ZM196 59H197V58H196ZM196 59H194V61H196ZM198 59H199V57H198ZM228 59H229V58H228ZM240 59H241V58H240ZM240 59H239V60H240ZM20 60H21V59H20ZM52 60H54V58H53ZM92 60H90V62H91ZM99 60H100V59H99ZM109 60H108V61H109ZM111 60H112V59H111ZM189 60H188V61H189ZM232 60H233V59H232ZM239 60H238V61H239ZM246 60H247V59H246ZM23 61H24V60H23ZM39 61H40V60H39ZM120 61H121V60H120ZM131 61H133V60H131ZM179 61H180V59H179ZM43 62H44V61H43ZM49 62H51V61H49ZM53 62H55V60H54ZM92 62H95V61H92ZM96 62H97V61H96ZM98 62H99V61H98ZM98 62H97V63H98ZM105 62H106V61H105ZM134 62H136V61H134ZM134 62H133V63H134ZM140 62H141V61H140ZM228 62H230V60H229ZM231 62H233V61H231ZM244 62H246V61L244 60ZM16 63H17V62H16ZM24 63H25V62H24ZM39 63H40V62H39ZM61 63H62V62H61ZM101 63H102V62H101ZM107 63L110 64L111 61H110V63H109V62H107ZM107 63H106V64H107ZM142 63H143V62H142ZM192 63H193V62H192ZM205 63H206V62H205ZM236 63H237V62H236ZM41 64H42V63H41ZM72 64H73V62H72ZM88 64H89V62H88ZM92 64H93V63H92ZM94 64H95V63H94ZM108 64H107V65H108ZM113 64H114V63H113ZM186 64H187V63H186ZM189 64H190V63H189ZM229 64H230V63H229ZM16 65H17V64H16ZM16 65H15V66H16ZM27 65H28V64H27ZM39 65H40V64H39ZM39 65H38V66H39ZM53 65H54V64H53ZM63 65H64V64H63ZM100 65H103V63L100 64ZM110 65H111V64H110ZM141 65H142V64H141ZM172 65H173V64H172ZM206 65H207V64H206ZM236 65H237V64H236ZM256 65H257V64H256ZM17 66H18V65H17ZM44 66H48V65L45 64ZM60 66H61V64H60ZM84 66H85V65H84ZM98 66H99V65H98ZM118 66H119V65H118ZM120 66H121V65H120ZM122 66H123V65H122ZM218 66H219V65H218ZM21 67H22V66H21ZM40 67H41V66H40ZM40 67H39V68H40ZM50 67H51V66H50ZM88 67H89V65H88ZM109 67H111V66H109ZM109 67H108V68H109ZM116 67H117V66H116ZM127 67H128V65H127ZM136 67H137V66H136ZM183 67H184V66H183ZM185 67H186V66H185ZM201 67H202V66H201ZM254 67H255V66H254ZM254 67H253V68H254ZM30 68H31V67H30ZM32 68H33V67H32ZM52 68H53V67H52ZM55 68H56V67H55ZM57 68H58V66H57ZM60 68H62V67H60ZM72 68H73V67H72ZM75 68H76V67H75ZM78 68H79V67H78ZM93 68H95V67H93ZM96 68H97V66H96ZM98 68H99V67H98ZM100 68H101V67H100ZM106 68H107V67H106ZM106 68H105V69H106ZM178 68H180V67H178ZM187 68H189V67H187ZM217 68H220V67H217ZM217 68H216V69H217ZM18 69H19V68H18ZM21 69H22V68H21ZM21 69H20V71H21ZM28 69H29V67H28ZM44 69H45V67H44ZM73 69H74V68H73ZM111 69H112V68H111ZM111 69H109V70H111ZM117 69H118V68H117ZM132 69H133V68H132ZM166 69H167V68H166ZM189 69H190V68H189ZM189 69H188V70H189ZM192 69H193V68H192ZM194 69H195V68H194ZM197 69H198V68H197ZM221 69H222V68H221ZM244 69H246V68H244ZM37 70H38V69H37ZM46 70H47V69H46ZM61 70H62V69H61ZM76 70H77V69H76ZM101 70H102V68H101ZM101 70H100V71H101ZM134 70H135V68H134ZM164 70H165V69H164ZM185 70H186V69H185ZM190 70H191V69H190ZM31 71H32V70H31ZM59 71H60V70H59ZM100 71H98V72H100ZM111 71H113V69H112ZM129 71H131V70H129ZM177 71H178V70H177ZM180 71H181V70H180ZM245 71H246V70H245ZM253 71H255V70H253ZM16 72H18V71H16ZM46 72H47V71H46ZM46 72H45V73H46ZM69 72H70V71H69ZM69 72H68V73H69ZM78 72H79V71H78ZM92 72H94V71H92ZM95 72H96V71H95ZM95 72H94V73H95ZM119 72H120V71H119ZM140 72H142V71H140ZM184 72H185V71H184ZM189 72H190V71H189ZM246 72H247V71H246ZM19 73H20V72H19ZM23 73H24V72H23ZM23 73H22V74H23ZM25 73H26V72H25ZM25 73H24V74H25ZM34 73H35V72H34ZM40 73H41V72H40ZM42 73H43V72H42ZM45 73H44V74H45ZM47 73H50V72L48 71ZM53 73H54V71H53ZM58 73H59V72H58ZM60 73H61V72H60ZM60 73H59V74H60ZM89 73H90V72H89ZM100 73H101V72H100ZM100 73H99V74H100ZM115 73H116V70H115ZM126 73H127V72H126ZM126 73H124V74H126ZM263 73H264V72H263ZM28 74H29V72H28ZM28 74H27V75H28ZM35 74H36V73H35ZM35 74H34V75H35ZM54 74H55V73H54ZM181 74H182V73H181ZM207 74H208V73H207ZM249 74H250V73H249ZM254 74H255V73H254ZM18 75H19V74H18ZM27 75H26V77H28ZM55 75H56V74H55ZM64 75H65V74H64ZM64 75H63V77H64ZM113 75H114V74H113ZM116 75H117V74H116ZM130 75H131V74H130ZM133 75H135V74H133ZM166 75H167V74H166ZM199 75H200V74H199ZM256 75H257V74H256ZM39 76H40V75H39ZM59 76H60V75H58V77H59ZM65 76H66V75H65ZM91 76H92V75H91ZM117 76H118V75H117ZM122 76H123V75H122ZM126 76H127V75H126ZM208 76H209V74H208ZM250 76H251V74H250ZM20 77H21V76H20ZM37 77H38V76H37ZM40 77H41V76H40ZM68 77H69V76H68ZM120 77H121V76L119 75V78H120ZM143 77H144V76H143ZM159 77H160V76H159ZM199 77H200V76H199ZM230 77H232V76H230ZM230 77H229V78H230ZM30 78H31V77H30ZM43 78H44V77H43ZM50 78H51V77H50ZM105 78H107V77H105ZM115 78H116V77H115ZM117 78H118V77H117ZM117 78H116V80H117ZM119 78H118V79H119ZM209 78H211V77H209ZM25 79H26V78H25ZM25 79H24V80H25ZM34 79H36V77H35ZM73 79H74V78H73ZM95 79H97V78H95ZM95 79H94V80H95ZM100 79H101V78H100ZM112 79L114 80V78H112ZM121 79H122V78H121ZM125 79H127V80L129 81V83H130L129 78L126 77ZM138 79H139V78H138ZM142 79H145V78H142ZM31 80H32V78L30 79V81H31ZM41 80H42V79H41ZM43 80H44V79H43ZM51 80H53V78H52ZM51 80H50V81H51ZM97 80H98V79H97ZM102 80H103V79H102ZM104 80H105V79H104ZM110 80H111V79H110ZM161 80H162V79H161ZM193 80H194V79H193ZM204 80H205V79H203L202 81H204ZM228 80H230V79H228ZM250 80H251V79H250ZM25 81H26V80H25ZM33 81H34V80H33ZM38 81H39V80H38ZM147 81H148V80H147ZM195 81H196V80H195ZM238 81H239V80H238ZM23 82H24V81H23ZM27 82H29V81H27ZM44 82H45V81H44ZM100 82H102V81H100ZM121 82H122V81H121ZM170 82H171V81H170ZM213 82H214V81H213ZM21 83H22V82H21ZM88 83H89V82H88ZM127 83H128V82H127ZM189 83H190V82H189ZM204 83H205V82H204ZM233 83H234V82H233ZM235 83H236V82H235ZM238 83H239V82H238ZM24 84H25V83H24ZM24 84H23V85L20 84V85L24 86ZM105 84H107V83H105ZM108 84H109V83H108ZM119 84H120V83H119ZM121 84H122V83H121ZM152 84H153V83H152ZM205 84H206V83H205ZM214 84H215V82H214ZM227 84H228V83H227ZM50 85H51V84H50ZM60 85H61V84H60ZM72 85H73V84H72ZM113 85H114V84H113ZM130 85H131V84H130ZM203 85H204V84H203ZM211 85H212V84H211ZM237 85H238V84H237ZM237 85H236V86H237ZM1 86H3V85H1ZM39 86H40V85H39ZM104 86H105V85H104ZM117 86H118V85H117ZM212 86H213V85H212ZM225 86H226V85H225ZM257 86H258V85H257ZM61 87H63V86H61ZM71 87H72V86H71ZM71 87H69V88H71ZM111 87H112V86H111ZM165 87H166V86H165ZM255 87H256V86H255ZM255 87H254V88H255ZM260 87H261V86H260ZM263 87H264V86H263ZM67 88H68V87H67ZM104 88H105V87H104ZM106 88H107V87H106ZM208 88H209V87H208ZM228 88H229V87H228ZM233 88H234V87H233ZM19 89H21V88L19 87ZM50 89H51V88H50ZM58 89H59V88H58ZM63 89H64V88H63ZM110 89L113 90L112 88H110ZM117 89H118V88H117ZM139 89H141V88H139ZM230 89H231V87H230ZM235 89H236V88H235ZM54 90H55V89H54ZM103 90H104V89H103ZM209 90H211V88H210ZM228 90H229V89H228ZM231 90H232V89H231ZM34 91H35V90H34ZM41 91H42V90H41ZM104 91H105V90H104ZM106 91H108V90L106 89ZM119 91H121V90H119ZM140 91H141V90H140ZM32 92H33V91H32ZM37 92H38V91H37ZM37 92H36V93H37ZM52 92H54V91L52 90ZM55 92H58V90H56ZM55 92H54V94L56 95L57 93H55ZM116 92H117V91H116ZM136 92L138 93V91H136ZM209 92H210V91H209ZM255 92H256V90H255ZM29 93H30V92H29ZM34 93H35V92H34ZM36 93H35V94H36ZM39 93H41V92H39ZM45 93H47V92H45ZM49 93H50V92H49ZM63 93H64V92H63ZM80 93H81V92H80ZM80 93H79V94H80ZM104 93H105V92H104ZM119 93H120V92H119ZM119 93H118V94H119ZM121 93H122V92H121ZM128 93H129V92H128ZM197 93H198V92H197ZM252 93H253V92H252ZM72 94H75V93H72ZM126 94H127V93H126ZM126 94H125V95H126ZM189 94H190V93H189ZM198 94H199V93H198ZM215 94H216V93H215ZM32 95H33V94H32ZM51 95H52V94H51ZM107 95H108V94H107ZM112 95H114V94H112ZM125 95H124V96H125ZM127 95H128V94H127ZM136 95H137V94H136ZM186 95H187V94H186ZM210 95H211V94H210ZM216 95H217V94H216ZM224 95H225V94H224ZM239 95H240V94H239ZM59 96H60V95H59ZM158 96H159V95H158ZM195 96H196V94H195ZM212 96H213V95H212ZM232 96H233V94H232ZM43 97H44V95H43ZM49 97H50V96H49ZM53 97H54V95H53ZM61 97H62V96H61ZM63 97H64V96H63ZM63 97H62V98H63ZM67 97H68V95H67ZM103 97H104V95H103ZM133 97H134V96H133ZM160 97H161V95H160ZM167 97H168V96H167ZM223 97H224V96H223ZM226 97H227V96H226ZM228 97H229V96H228ZM234 97H235V96H234ZM236 97H237V96H236ZM255 97H256V93H255ZM255 97H254V98H255ZM0 98H1V97H0ZM29 98H30V97H29ZM29 98H28V99H29ZM38 98H39V97H38ZM62 98H61V99H62ZM64 98H65V97H64ZM146 98H148V97H146ZM168 98H169V97H168ZM168 98H167V99H168ZM14 99H15V98H14ZM16 99H17V98H16ZM31 99H32V97H31ZM34 99H35V97H34ZM47 99H48V96H47V98L45 99V102H47ZM50 99H51V98H50ZM106 99H107V98H106ZM197 99H198V98H197ZM262 99H263V98H262ZM0 100H1V99H0ZM39 100H41V99L39 98ZM42 100H43V98H42ZM42 100H41V102H42ZM127 100H128V98H127ZM157 100H158V99H157ZM201 100H202V99H201ZM218 100H219V99H218ZM220 100H221V99H220ZM222 100H223V99H222ZM233 100H234V99H233ZM8 101H9V100H8ZM8 101H7V102H8ZM24 101H25V100H24ZM52 101H53V100H52ZM59 101H61V100H59ZM125 101H126V100H125ZM144 101H146V100H143V102H144ZM167 101H168V100H167ZM197 101H198V100H197ZM212 101H213V100H212ZM216 101H217V100H216ZM262 101H263V100H262ZM15 102H16V101H15ZM29 102H30V101H29ZM36 102H37V101H36ZM39 102H40V101H39ZM45 102H43V104H44ZM54 102H55V101H54ZM149 102H150V100H148L147 104H148ZM161 102H162V101H161ZM202 102H203V101H201V104H202ZM17 103H18V102H17ZM21 103H22V102H21ZM31 103H32V102H31ZM33 103L35 104V102H33ZM82 103H83V101H82ZM123 103H124V102H123ZM197 103H199V102H197ZM251 103H252V102H251ZM0 104H1V103H0ZM3 104H4V103H3ZM22 104H23V103H22ZM37 104H38V103H37ZM46 104H47V103H45L44 106H45ZM63 104H65V103H63ZM124 104H125V103H124ZM128 104H129V102H128ZM142 104H143V103H142ZM147 104H146V105H147ZM158 104H159V103H158ZM230 104H231V103H230ZM7 105H9V104H7ZM16 105H17V104H16ZM16 105H15V106H16ZM39 105H40V103H39ZM52 105H53V104H52ZM66 105H67V104H66ZM68 105H69V104H68ZM73 105H74V104H73ZM132 105H134V103H133ZM132 105H131V106H132ZM137 105H138V104H137ZM190 105H191V104H190ZM23 106H24V105H23ZM27 106H29V105H27ZM50 106H51V104H50ZM50 106L47 107V108H48V111L50 110V109H49ZM59 106H60V105H59ZM79 106H80V105H79ZM144 106H145V105H144ZM155 106H156V105H155ZM202 106H203V104H202ZM243 106H244V105H243ZM2 107H3V106H2ZM8 107H9V106H8ZM17 107H18V106H17ZM34 107H35V106H34ZM63 107H64V106H63ZM74 107H75V106H74ZM134 107H136V105H135ZM142 107H143V106H142ZM165 107H166V105H165ZM241 107H242V106H241ZM11 108H12V107H11ZM28 108L30 109V107H27V109H28ZM42 108H43V107H42ZM47 108H46V110H47ZM51 108H52V107H51ZM56 108H57V107H56ZM58 108H59V107H58ZM58 108H57V109H58ZM66 108H67V107H66ZM69 108H71V107H69ZM109 108H110V107H108L107 110H109ZM127 108H128V107H127ZM144 108H145V107H144ZM150 108H153V107H150ZM161 108H162V107H161ZM198 108H199V106H198ZM201 108H202V107H201ZM213 108L215 109V107H213ZM229 108H230V106H229ZM249 108H250V107H249ZM251 108H252V107H251ZM1 109H2V108H1ZM7 109H8V108H7ZM15 109H16V108H15ZM60 109L62 110V108H60ZM71 109H73V108H71ZM95 109H96V108H95ZM98 109H99V108H98ZM104 109H105V108H104ZM118 109H119V108H118ZM139 109H140V108H139ZM165 109H167V107H166ZM194 109H195V108H194ZM218 109H219V108H218ZM23 110H24V109H23ZM25 110H26V109H25ZM25 110H24V112H25ZM65 110H67V109H65ZM77 110H78V109H77ZM88 110H89V109H88ZM121 110H122V108H121ZM132 110H133V109H132ZM205 110H206V109H205ZM220 110H221V109H220ZM231 110H232V109H231ZM4 111H5V110H4ZM21 111H22V109H21ZM31 111H32V110H31ZM31 111H30V112H31ZM58 111H59V110H58ZM58 111H57V112H58ZM97 111H98V110H97ZM101 111H102V110H101ZM110 111H111V110H110ZM118 111H119V110H118ZM123 111H125L124 108H123ZM126 111H127V110H126ZM162 111H163V110H162ZM164 111H165V110H164ZM214 111H215V110H214ZM216 111H217V110H216ZM228 111H229V109H228ZM26 112H27V111H26ZM28 112H29V110H28ZM57 112H56V113H57ZM86 112H87V111H86ZM119 112H120V111H119ZM127 112H129V111H127ZM127 112H126V113H127ZM199 112H200V111H199ZM234 112H235V110H234ZM20 113H21V112H20ZM31 113H32V112H31ZM31 113H29V114H31ZM37 113H38V112H37ZM58 113H59V112H58ZM84 113H85V111H84ZM98 113H99V112H98ZM111 113H112V111H111ZM131 113H132V112H131ZM144 113H145V112H144ZM160 113H163V112H160ZM160 113H159V114H160ZM202 113H203V112H202ZM206 113H208V112L206 111ZM217 113H218V112H217ZM217 113H216V114H217ZM1 114H2V113H1ZM26 114H27V113H26ZM76 114H77V113H76ZM78 114H79V112H78ZM81 114H82V113H81ZM102 114H103V113H102ZM104 114H105V113H104ZM106 114H107V113H106ZM157 114H158V113H157ZM221 114H222V112H221ZM21 115H22V114H21ZM21 115H20V116H21ZM23 115H24V114H23ZM42 115H43V114H42ZM57 115H58V114H57ZM83 115H84V114H83ZM83 115H82V116H83ZM95 115H96V114H95ZM121 115H122V114H121ZM190 115H191V114H190ZM193 115H194V114H193ZM193 115H192V116H193ZM210 115H211V114H210ZM222 115H224V114H222ZM245 115H246V114H245ZM25 116H26V115H25ZM25 116H24V117H25ZM27 116H28V115H27ZM29 116H31V115H29ZM111 116H112V115H111ZM115 116H116V115H114V118L116 119ZM126 116H127V115H126ZM128 116H131V115H128ZM152 116H153V115H152ZM160 116H161V115H160ZM160 116L158 115V120L160 119V118H159ZM162 116H163V115H162ZM162 116H161V117H162ZM199 116H200V115H199ZM212 116H213V115H212ZM246 116H247V115H246ZM248 116H249V114H248ZM248 116H247V117H248ZM22 117H23V116H22ZM63 117H64V116H63ZM71 117H72V116H71ZM86 117H88V116H86ZM92 117H93V116H92ZM101 117H102V116H101ZM101 117H100V118H101ZM133 117H134V116H133ZM133 117H131V118H133ZM154 117H157V116H154ZM165 117H166V116H165ZM165 117H164V118H165ZM1 118H2V117H1ZM5 118H6V117H5ZM10 118H11V117H10ZM15 118H16V117H15ZM43 118L45 119L44 116H43ZM72 118H73V117H72ZM83 118H84V117H83ZM90 118H91V117H89V119H90ZM97 118H99V116H98ZM117 118H118V117H117ZM136 118H137V117H136ZM162 118H163V117H162ZM164 118H163V119H164ZM191 118H192V117H191ZM222 118H223V117H222ZM222 118H221V119H222ZM224 118H225V116H224ZM231 118H232V117H231ZM250 118H251V117H250ZM3 119H4V118H3ZM8 119H9V118H8ZM22 119H24V118H22ZM22 119H21V120H22ZM25 119H26V117H25ZM37 119H38V118H37ZM76 119H77V118H76ZM89 119H88V120H89ZM108 119H111V118H108ZM108 119L106 118L105 120H108ZM156 119H157V118H156ZM189 119H190V118H189ZM193 119H194V118H193ZM213 119H214V118H213ZM216 119H217V118H216ZM227 119H228V118H227ZM235 119H236V118H235ZM235 119H234V121H235ZM13 120H14V118H13ZM19 120H20V119H19ZM52 120H53V119H52ZM59 120H60V119H59ZM105 120H104V121H105ZM113 120H114V119H113ZM131 120H132V119H131ZM148 120L150 121L151 118H149ZM190 120H191V119H190ZM194 120L197 121V119H194ZM218 120H219V118H218ZM242 120H243V118H242ZM248 120H249V119H248ZM42 121H44V120H42ZM42 121H41V123H42ZM57 121H58V120H57ZM66 121H67V120H66ZM93 121H94V123H95V120H94V119H93ZM97 121H98V120H97ZM100 121H102V119H101ZM138 121H139V120H138ZM179 121H181V120H179ZM185 121H186V120H185ZM191 121H192V120H191ZM198 121H199V120H198ZM230 121H231V120H230ZM232 121H233V120H232ZM245 121H246V120H245ZM250 121H251V120H250ZM2 122H3V121H2ZM17 122H18V121H17ZM51 122H52V121H51ZM55 122H56V121H55ZM59 122H60V121H59ZM71 122H72V121H71ZM71 122H70V124H71ZM112 122H114V121H112ZM115 122H116V120H115ZM115 122H114V123H115ZM144 122H145V121H144ZM146 122H147V121H146ZM164 122H165V120H164ZM167 122H168V121H167ZM174 122H175V121H174ZM183 122H184V121H183ZM188 122H189V121H188ZM213 122H215V121H213ZM238 122H239V121H238ZM243 122H244V121H243ZM243 122H242V123H243ZM246 122H248V121H246ZM252 122H253V121H252ZM13 123H14V122H13ZM63 123H64V122H63ZM63 123H61V124H63ZM72 123H73V122H72ZM85 123H86V122H85ZM85 123H84V125L86 126ZM114 123H112L113 128H114V126H116V125H114ZM128 123H129V122H128ZM161 123H163V122H160V124H161ZM189 123H190V122H189ZM193 123H194V122H193ZM201 123H203V122H201ZM222 123H223V122H222ZM20 124H21V123H20ZM22 124H23V123H22ZM22 124H21V125H22ZM58 124H59V123H58ZM58 124H57V125H58ZM66 124H67V123H66ZM70 124L68 123V125H70ZM87 124H88V123H87ZM90 124H91V123H90ZM90 124H89V125H90ZM109 124H110V123H109ZM125 124H127V122H126ZM135 124H136V123H135ZM143 124H144V123H143ZM149 124H151V123H149ZM157 124H158V123H157ZM163 124H164V123H163ZM186 124H187V123H186ZM186 124H185V125H186ZM194 124H195V123H194ZM194 124H193V125H194ZM198 124H200V121H199V123H197V125H198ZM217 124H218V123H217ZM220 124H221V123H220ZM227 124H228V122H227ZM234 124H235V123H233V125H234ZM250 124H251V123H250ZM261 124H262V123H261ZM14 125H15V124H14ZM14 125H13V126H14ZM21 125H20V126H21ZM24 125H25V124H24ZM24 125H23V126H24ZM33 125H34V124H33ZM59 125H60V124H59ZM59 125H58V126H59ZM71 125H72V124H71ZM71 125H70V126H71ZM73 125H74V124H73ZM84 125H83V126H84ZM89 125H88V126H89ZM103 125H104V124H103ZM144 125H145V124H144ZM171 125H172V124H171ZM183 125H184V124H183ZM183 125H182V126H183ZM193 125H192V126H193ZM195 125H196V124H195ZM202 125H204V124H202ZM205 125H206V124H205ZM209 125H210V124H209ZM211 125H212V124H211ZM211 125H210V126H211ZM253 125H255V124H253ZM259 125H260V124H259ZM263 125H264V124H263ZM16 126H17V125H16ZM23 126H21V127H23ZM52 126H53V125H52ZM62 126H63V125H62ZM80 126H82V125H80ZM80 126H79V128H80ZM83 126H82V127H83ZM94 126H95V124H94ZM112 126L110 125V127H112ZM124 126H125V125H124ZM124 126H123V127H124ZM138 126H139V125H138ZM142 126H143V125H142ZM147 126H148V125H147ZM154 126H155V125H154ZM159 126H160V125H159ZM161 126H162V125H161ZM161 126H160V127H161ZM166 126H167V125H166ZM179 126H180V125H179ZM188 126H189V125H188ZM190 126H191V125H190ZM206 126H207V125H206ZM217 126H218V125H217ZM217 126H216V127H217ZM235 126H236V125H235ZM235 126H234V128H235ZM237 126H238V125H237ZM246 126H247V125H245V127H246ZM249 126H250V125H249ZM261 126H262V125H261ZM4 127H5V126H4ZM102 127H103V126H102ZM102 127H101V128H102ZM127 127H128V126H127ZM151 127H153V124H152V126H150V128H151ZM160 127H159V128H160ZM172 127H173V125H172ZM176 127H177V126H176ZM213 127H214V125H213ZM218 127H219V126H218ZM231 127H232V126H231ZM231 127H230V129H231ZM241 127H242V126H241ZM5 128H6V127H5ZM14 128H15V127H14ZM27 128H28V127H27ZM54 128H55V127H54ZM67 128H68V127H67ZM79 128H78V129H79ZM88 128L90 129V127H88ZM91 128H92V127H91ZM101 128H99V129L101 130ZM104 128H105V127H104ZM108 128H109V127H108ZM108 128H107V129H108ZM132 128H133V127H132ZM146 128H148V127H146ZM157 128H158V127H157V125H156V129H157ZM183 128H184V126H183ZM193 128H194V127H193ZM197 128H198V127H197ZM220 128L222 129V127H220ZM242 128H243V127H242ZM242 128H241V129H242ZM3 129H4V128H3ZM6 129H7V128H6ZM6 129H5V130H6ZM18 129H20V128H18ZM56 129H57V128H56ZM64 129H66V126H65ZM64 129H63V130H64ZM82 129H83V128H82ZM94 129H95V128H94ZM94 129H93V130H94ZM115 129H116V127H115ZM122 129H124V128H122ZM177 129H178V128H177ZM177 129H176V130H177ZM189 129H190V128H189ZM228 129H229V128H228ZM11 130H12V129H11ZM11 130H10V131H11ZM58 130H59V129H58ZM73 130H75V129H73ZM73 130H72V131H73ZM85 130H87V129H85ZM93 130H92V131H93ZM105 130H106V129H105ZM143 130H145V129H143ZM146 130H147V129H146ZM151 130H152V128H151ZM176 130H174V131L176 132ZM178 130H179V129H178ZM190 130H191V129H190ZM207 130H210V129H207ZM238 130H239V129H238ZM13 131H14V130H13ZM36 131H37V130H36ZM45 131H46V130H45ZM49 131H51V129H50ZM61 131H62V130H61ZM69 131H71V130H69ZM121 131H123V130H121ZM149 131H150V129H149ZM149 131L147 130V132H149ZM159 131H160V130H159ZM159 131H158V132H159ZM172 131H173V130H172ZM180 131H181V130H180ZM183 131H184V130H183ZM185 131H186V130H185ZM185 131H184V132H185ZM236 131H237V130H236ZM236 131H234V132H236ZM8 132H9V131H8ZM26 132H27V130H26ZM28 132H29V131H28ZM46 132H48V131H46ZM76 132H78V131H76ZM79 132H81V131H79ZM82 132H83V130H82ZM89 132H90V130H89ZM101 132H102V131H101ZM115 132H116V131H115ZM130 132H131V131H130ZM143 132H145V131H143ZM155 132H156V131H155ZM198 132H199V130H198ZM201 132H202V131H201ZM212 132H213V131H212ZM221 132H222V131H221ZM234 132H233V133H234ZM241 132H242V130H241ZM6 133H7V131H6ZM21 133H23V131H22ZM24 133H25V132H24ZM51 133H52V132H51ZM57 133H58V132H57ZM59 133H60V132H59ZM74 133H75V131H74ZM86 133H87V132H86ZM93 133H94V131H93ZM108 133H109V132H108ZM112 133H113V132H112ZM132 133H133V132H132ZM140 133H141V132H140ZM140 133H139V134H140ZM153 133H154V131H153ZM210 133H211V131H210ZM231 133H232V132H231ZM11 134H12V131H11ZM11 134H10V135H11ZM48 134H50V133H48ZM77 134H78V133H77ZM80 134H82V133H80ZM101 134H103V133H101ZM101 134H100V135H101ZM129 134H130V133H129ZM129 134H128V135H129ZM142 134H143V133H142ZM173 134H175V133H173ZM189 134H190V132H189ZM197 134H198V133H197ZM219 134H220V129H219ZM235 134H236V133H235ZM41 135H43V134H41ZM50 135H51V134H50ZM54 135H55V134H54ZM56 135H57V134H56ZM58 135H59V134H58ZM71 135H72V133H71ZM74 135H75V134H74ZM74 135H73V136H74ZM96 135H97V134H96ZM105 135H107V134H106V131H105ZM117 135H118V134H117ZM119 135H120V133H119ZM119 135H118V136H119ZM144 135H145V134H144ZM182 135H186V134L183 133ZM182 135H181V136H182ZM201 135H202V134H201ZM236 135H237V134H236ZM241 135H242V133H241ZM13 136H14V135H13ZM30 136H31V135H30ZM39 136H40V135H39ZM48 136H49V135H48ZM64 136H65V135H64ZM123 136H124V135H123ZM145 136H147V135H145ZM153 136H154V135H153ZM187 136H188V135H187ZM193 136H195V135L193 134ZM210 136H212V135H210ZM215 136H216V135H215ZM223 136H226V135L224 134ZM15 137H16V136H15ZM42 137H44V136H42ZM53 137H54V136H53ZM53 137L50 136L49 138H53ZM69 137H70V136H69ZM76 137H77V136H76ZM84 137H85V136H84ZM87 137H88V136H87ZM87 137H85V138L82 137V138L85 139V141H86ZM90 137H92V136H90ZM94 137H95V136H94ZM98 137H99V136H98ZM141 137H142V136L140 135V138H141ZM148 137H149V136H148ZM151 137H152V136H151ZM159 137H160V136H159ZM167 137H168V135H167ZM169 137H170V133H169ZM169 137H168V138H169ZM172 137H174V136H172ZM179 137H180V136H179ZM179 137H178V138H179ZM184 137H186V136H184ZM195 137H197V136H195ZM233 137H234V136H233ZM8 138H9V137H8ZM23 138H24V137H23ZM38 138H39V137H38ZM40 138H41V137H40ZM44 138H45V137H44ZM46 138H47V137H46ZM49 138H48V139H49ZM80 138H81V137H80ZM95 138H97V137H95ZM105 138H106V137H105ZM105 138H104L103 140L106 141ZM143 138H145V137L143 136ZM153 138H155V137H153ZM199 138H200V137H199ZM208 138H210V137H208ZM236 138H237V137H235V139H236ZM239 138H240V137H239ZM9 139H10V138H9ZM66 139L68 140V138H65V140H66ZM78 139H79V137H78ZM113 139H116V138H113ZM138 139H139V138H138ZM147 139H148V138H147ZM150 139H151V138H150ZM156 139H157V138H156ZM175 139H176V138H175ZM180 139H181V138H180ZM183 139H184V138H183ZM187 139H188V137H187ZM195 139H196V138H195ZM201 139H202V138H201ZM203 139H204V138H203ZM217 139H218V138H217ZM219 139H220V138H219ZM225 139H226V137H225ZM240 139H241V138H240ZM243 139H244V138H243ZM24 140H25V139H24ZM52 140H53V139H52ZM74 140H75V139H74ZM74 140H73V141H74ZM76 140H77V139H76ZM79 140L81 141V139H79ZM98 140L100 141V139H97L96 142H97ZM103 140L100 141V142H104ZM123 140H125V138H124ZM145 140H146V138H145ZM181 140H182V139H181ZM181 140H179V143H180V142H183V141H181ZM204 140H206V139H204ZM2 141H3V140H2ZM47 141H48V140H47ZM53 141H54V140H53ZM61 141H64V140H61ZM80 141H79V142H80ZM88 141H89V140H88ZM90 141H91V140H90ZM94 141H95V140H94ZM112 141H113V140H112ZM139 141H140V140H139ZM139 141H138V142H139ZM143 141H144V140H143ZM150 141H151V140H150ZM154 141H155V140H154ZM159 141H160V140H159ZM168 141H169V140H168ZM175 141H176V140H175ZM187 141H188V140H187ZM187 141H186V143H187ZM193 141H195V140H193ZM220 141H221V139H220ZM262 141H263V140H262ZM48 142H50V141H48ZM133 142L135 143V141H133ZM169 142H170V141H169ZM191 142H192V141H191ZM205 142L208 143V140L205 141ZM205 142H204V143H205ZM211 142H213V141H211ZM214 142H215V141H214ZM214 142H213V143H214ZM224 142H225V141H224ZM226 142H227V141H226ZM226 142H225V144H226ZM234 142H235V141H234ZM243 142H244V141H243ZM27 143H28V142H27ZM40 143H41V142H40ZM57 143H60V141L57 142ZM67 143H68V142H67ZM67 143H66V144H67ZM71 143H72V142H71ZM73 143H75V142H73ZM76 143H77V142H76ZM94 143H95V142H94ZM111 143H112V142H111ZM136 143H137V142H136ZM141 143H142V141H141ZM145 143H146V142H145ZM151 143H152V141H151ZM159 143H160V142H159ZM166 143H167V142H166ZM177 143H178V142H177ZM183 143L185 144V142H183ZM207 143H206V144H207ZM263 143H264V142H263ZM31 144H32V143H31ZM55 144H56V143H55ZM60 144H61V143H60ZM63 144H64V142H63ZM66 144H65V145H66ZM77 144H79V143H77ZM113 144H117V143L114 142ZM127 144L129 145V143H127ZM149 144H150V143H149ZM153 144H154V143H153ZM156 144H157V143H156ZM175 144H176V143H175ZM190 144H191V143H190ZM190 144H189V145H190ZM201 144H202V143H201ZM214 144H215V143H214ZM239 144H241V143H238V145H239ZM8 145H9V144H8ZM24 145H27V144H24ZM50 145H51V144H50ZM73 145H74V144H73ZM75 145H76V144H75ZM81 145H83L82 142H81ZM89 145H91V143H90ZM89 145H87V146H88V147H92V146H89ZM92 145H93V144H92ZM94 145H95V144H94ZM128 145H127V147H128ZM170 145H171V143H170ZM172 145H173V143H172ZM178 145H179V144H178ZM182 145H183V144H182ZM191 145H193V143H192ZM194 145H195V143H194ZM196 145H197V144H196ZM215 145H216V144H215ZM227 145H228V142H227ZM241 145H242V144H241ZM243 145H244V144H243ZM263 145H264V144H263ZM2 146H3V145H2ZM10 146H11V144H10ZM10 146H9V147H10ZM12 146H13V145H12ZM53 146H54V145H53ZM66 146H67V145H66ZM66 146H65V147H66ZM68 146H69V144H68ZM79 146H80V145H79ZM83 146H84V145H83ZM96 146L98 147V145H96ZM109 146H111V145L109 144ZM125 146H126V144H125ZM141 146H143V144H142ZM151 146H152V145H151ZM151 146H150V147H151ZM166 146H167V145H166ZM166 146H165V148H166ZM179 146H180V145H179ZM184 146H185V145H184ZM184 146H183V148H184ZM221 146H222V145H221ZM253 146H254V145H253ZM26 147H27V146H26ZM51 147H52V145H51ZM51 147H50V148H51ZM61 147H62V146H61ZM61 147H59V148H61ZM75 147H76V146H75ZM75 147H74V148H75ZM80 147H81V146H80ZM97 147H95V149H97ZM129 147H130V146H129ZM146 147H147V145H146ZM174 147H175V145H174ZM174 147H171V148H174ZM210 147H211V146H210ZM218 147H219V146H218ZM218 147H217V149H218ZM225 147H226V145H225ZM28 148H29V147H28ZM69 148H70V146H69ZM69 148H68V149H69ZM83 148H84V147H83ZM176 148H177V147H176ZM176 148H175V149H176ZM192 148H193V147H192ZM195 148H196V147H195ZM201 148H202V147H201ZM206 148H208V145H207ZM228 148H229V147H228ZM1 149H2V147H1ZM10 149H11V147H10ZM18 149H19V148H18ZM31 149H33V147H32ZM36 149H37V148H36ZM56 149H58V148H56ZM62 149H63V148H62ZM62 149H61V150H62ZM72 149H73V148H72ZM86 149H87V148H86ZM112 149H113V147H112ZM138 149H139V148H138ZM144 149H145V148H143L142 151H143ZM152 149H153V147H152ZM152 149H151V150H152ZM185 149H186V148H185ZM188 149H189V148H188ZM211 149H212V147H211ZM211 149H209V150H211ZM223 149H226V148H223ZM235 149H236V148H235ZM238 149H239V148H238ZM238 149H237V150H238ZM257 149H258V148H257ZM27 150H28V149H27ZM49 150H50V149H49ZM63 150H64V149H63ZM69 150H70V149H69ZM124 150H125V149H124ZM167 150H168V148H167ZM173 150H174V149H173ZM180 150H181V149H180ZM202 150H203V148H202ZM214 150H215V149H214ZM252 150H253V149H252ZM255 150H256V149H255ZM255 150H254V151H255ZM0 151H1V150H0ZM36 151H38V149H37ZM51 151H53V149H51ZM51 151H49V152H51ZM67 151H68V150H67ZM76 151H77V150H76ZM81 151H82V150H81ZM95 151H96V150H95ZM98 151H99V149H98ZM100 151H101V146H100ZM110 151H112V150H110ZM137 151H138V150H137ZM146 151H149V150L147 149ZM153 151L155 152L156 155L160 156V151H159L158 149L155 150V148H154ZM192 151H193V150H192ZM205 151H206V150H205ZM205 151H204V152H205ZM216 151H217V150H216ZM216 151H215V152H216ZM224 151H225V150H224ZM235 151H236V150H234V152H235ZM240 151H241V150H240ZM38 152H39V151H38ZM59 152H60V151H59ZM72 152H73V151H72ZM83 152H84V151H83ZM90 152H91V151H90ZM90 152H89V153H90ZM101 152H103V151H101ZM130 152H131V151H130ZM182 152H183V154L186 153V152L184 153V151H182ZM188 152H190V150H189ZM196 152H199V151L197 150ZM200 152H201V151H200ZM212 152H213V151H212ZM221 152H222V151H221ZM228 152H229V151H228ZM246 152H247V151H246ZM261 152H262V151H261ZM24 153H26V152H24ZM31 153H32V152H31ZM40 153H41V152H40ZM60 153H61V152H60ZM87 153H88V152H87ZM91 153H93V152H91ZM103 153H104V152H103ZM103 153H102V154H103ZM125 153H126V152H125ZM148 153H149V152H148ZM151 153H152V152H151ZM201 153H203V152H201ZM232 153H233V152H231V155H232ZM251 153H252V152H251ZM4 154H5V153H4ZM29 154H30V153H29ZM34 154H35V153H34ZM38 154H39V153H38ZM58 154H59V153H58ZM64 154H66V153H64ZM77 154H78V153H76V156H77ZM95 154H96V153H95ZM146 154H147V153H146ZM152 154H153V153H152ZM179 154H180V153H179ZM208 154H209V152H208ZM217 154H218V153H217ZM222 154H223V152H222ZM225 154H229V153H227V151H226ZM247 154H248V153H247ZM247 154H246V155H247ZM256 154H257V153H256ZM19 155H20V154H19ZM19 155H18V156H19ZM59 155L61 156V154H59ZM59 155H58V156H59ZM78 155H79V154H78ZM87 155H88V154H87ZM93 155H94V154H93ZM98 155H101V154H98ZM117 155H119V154H117ZM143 155H144V154H143ZM156 155H155V156H156ZM185 155H186V154H185ZM188 155H189V153H188ZM197 155H198V153H197ZM243 155H244V154H243ZM3 156H4V155H2V157H3ZM13 156H15V155L13 154ZM13 156H12V157H13ZM18 156H15V158L18 157ZM36 156H37V155H36ZM42 156H43V152H42ZM52 156H53V155H52ZM52 156H50V157H52ZM62 156H63V155H62ZM76 156H74V157H76ZM82 156H83V155H82ZM82 156H81V157H82ZM84 156L86 157V155H84ZM84 156H83V157H84ZM94 156H95V155H94ZM94 156L91 155V157H94ZM104 156H105V155H104ZM145 156H146V155H145ZM147 156H148V155H147ZM151 156H153V155L150 154V157H151ZM193 156H194V155H193ZM225 156H226V155H225ZM229 156H230V155H229ZM259 156H261V155H259ZM12 157H11V158H12ZM19 157H20V156H19ZM23 157H25V155H24ZM56 157H57V156H56ZM68 157H70L69 154H68ZM74 157H73V158H74ZM77 157H78V156H77ZM83 157H82V158H83ZM88 157H89V155L86 157V158L88 159L87 161H89V158H88ZM102 157H103V156H102ZM115 157H116V156H115ZM125 157H126V156H125ZM127 157L129 158V155H127ZM135 157H136V156H135ZM150 157H149V158H150ZM160 157H161V156H160ZM170 157H171V156H170ZM170 157H169V158H170ZM188 157H189V156H188ZM198 157H199V156H198ZM206 157H207V156H206ZM208 157H209V155H208ZM216 157H217V155H216ZM220 157H221V156H220ZM234 157H235V156H234ZM252 157H253V156H252ZM0 158H1V157H0ZM11 158H10V159H11ZM15 158H14V159H15ZM20 158H21V157H20ZM27 158H28V157H27ZM27 158H26V159H27ZM29 158H30V157H29ZM35 158H36V157H35ZM58 158H60V157H57V159H58ZM63 158H64V160L66 159L65 157H63ZM71 158H72V157H71ZM78 158H79V157H78ZM78 158H77V159H78ZM97 158H98V157H97ZM153 158H154V156L151 157V159H149L146 163H144L143 168H141V166H140V168H141L142 171H143L142 176L140 177L141 179L145 178V176H146V171L149 170L148 173H150V168L152 167V164H154V162H155V161L153 162ZM155 158H156V157H155ZM161 158H162V157H161ZM167 158H168V157H167ZM226 158H227V157H226ZM232 158H233V157H231V159H232ZM237 158H238V157H237ZM246 158H247V157H246ZM16 159H17V158H16ZM39 159H40V158H39ZM49 159H50V158H49ZM57 159H56V160H57ZM77 159H76V160H77ZM104 159H105V157H104ZM107 159H108V158H107ZM138 159H139V157H138ZM138 159H137V160H138ZM143 159L145 160L146 157L143 158ZM172 159H173V158H172ZM184 159H185V158H184ZM195 159H196V157H195ZM198 159H199V158H198ZM198 159H197V160H198ZM223 159H224V157H223ZM253 159H254V158H253ZM257 159H258V157H257ZM6 160H7V158H6ZM35 160H36V159H35ZM51 160H52V159H51ZM54 160H55V159H54ZM54 160H53V161H54ZM64 160H61V161L64 162ZM69 160H70V158H69ZM69 160H67V161H69ZM110 160H111V159H110ZM115 160H116V159H115ZM117 160H118V159H117ZM125 160H126V159H125ZM125 160H124V161H125ZM137 160H136V161H137ZM146 160H147V159H146ZM154 160H155V159H154ZM168 160H169V159H168ZM187 160H188V158H187ZM193 160H194V158H193ZM210 160H211V159H210ZM212 160H214V159H212ZM219 160H220V159H219ZM226 160H227V159H226ZM226 160H225V161H226ZM14 161H15V160H14ZM33 161H34V159H33ZM37 161H38V160H37ZM39 161H40V160H39ZM71 161H73V160H71ZM74 161H75V160H74ZM85 161H86V160H85ZM85 161H84V162H85ZM95 161H96V160H95ZM216 161H217V160H216ZM220 161H223V160H220ZM241 161H242V160H241ZM253 161H254V160H253ZM253 161H252V162H253ZM1 162H2V161H1ZM22 162H23V161H22ZM22 162H21V166H22ZM41 162H43V161H41ZM44 162H46V161H44ZM82 162H83V161H82ZM103 162H104V161H103ZM107 162H108V161H107ZM109 162H110V161H109ZM144 162H145V161H144ZM187 162H189V161H187ZM193 162H194V161H193ZM210 162H211V161H210ZM210 162H209V163H210ZM217 162H218V161H217ZM217 162H216V163H217ZM229 162H230V161H229ZM231 162H233V160H231ZM246 162H247V161H246ZM5 163H6V162H5ZM34 163H35V162H34ZM38 163H40V162H38ZM57 163H58V161H57ZM57 163H56V164H57ZM79 163H80V162H79ZM86 163H87V162H85L84 164H86ZM92 163H93V162H91V165H92ZM128 163H130V161H128ZM137 163H138V162H137ZM142 163H143V161H142ZM156 163H158V165H159V161H157ZM165 163H166V162H165ZM168 163H169V162H168ZM198 163H199V162H197V163H195V164L198 165ZM209 163H206V164H209ZM213 163H214V162H213ZM220 163H222V162H220ZM220 163H219L218 165H220ZM236 163H237V162H236ZM257 163H258V162H257ZM262 163H263V162H262ZM6 164H7V163H6ZM13 164H14V163H13ZM18 164H19V163H18ZM49 164H51V163L49 162ZM54 164H55V162H54ZM89 164H90V162H89ZM89 164H88V165H89ZM107 164H108V163H107ZM139 164H140V163H139ZM195 164H194V170H195V166H196ZM200 164H201V163H200ZM226 164H228V162H226ZM226 164H225V165H226ZM229 164L231 165V163H229ZM233 164H234V163H233ZM260 164H261V163H260ZM2 165H3V164H2ZM8 165H9V164H8ZM23 165H24V164H23ZM81 165H82V164H81ZM101 165H102V164H101ZM122 165H123V164H122ZM167 165H168V164H167ZM192 165H193V163H192ZM222 165H224V164H222ZM225 165H224V166H225ZM244 165H245V164H244ZM250 165H251V164H250ZM253 165H254V164H253ZM253 165H252V166H253ZM258 165H259V164H258ZM5 166H6V165H5ZM12 166L14 167L15 165H12ZM12 166H11V167H12ZM46 166H47V165H46ZM56 166H57V165H56ZM59 166H60V165H59ZM69 166H70V165H69ZM69 166H67V167H69ZM103 166H105V165H103ZM108 166H110V165H107V167H108ZM120 166H121V165H120ZM135 166H136V162H135ZM137 166H138V165H137ZM172 166H173V165H172ZM187 166H188V165H187ZM187 166H186L185 168H187ZM200 166H201V168H202V165H200ZM200 166H199V167H200ZM214 166H215V164H214L212 167H214ZM224 166H223V167H224ZM228 166H229V165H228ZM19 167H20V166H19ZM50 167H52V166L50 165ZM61 167H62V165H61ZM95 167H96V165H95ZM95 167H94V168H95ZM112 167H113V166H111V168H112ZM114 167H117V168H118L119 166H114ZM127 167H128V165H127ZM138 167H139V166H138ZM163 167H164V165H163ZM205 167H206V166H205ZM210 167H211V166H210ZM233 167H234V166H233ZM250 167H251V166H250ZM254 167H255V166H254ZM3 168H4V167H3ZM3 168H2V170L5 169V168H4V169H3ZM23 168H24V167H23ZM25 168H26V167H25ZM32 168H33V167H32ZM62 168H63V167H62ZM64 168H65V167H64ZM83 168H84V167H83ZM104 168H106V167H103V171L105 170ZM119 168H120V167H119ZM119 168H118V169H119ZM134 168H135V167H134ZM136 168H137V167H136ZM170 168H171V167H170ZM190 168H192V166H191ZM190 168H187V169H190ZM207 168H209V167H207ZM220 168H222V166H221ZM256 168H257V167H256ZM258 168H259V167H258ZM261 168H262V167H261ZM21 169H22V168H21ZM34 169H35V168H34ZM44 169H47V168H44ZM44 169H43V170H44ZM66 169H67V168H66ZM158 169H159V168H158ZM192 169H193V168H192ZM197 169H198V168H197ZM210 169H212V168H210ZM226 169H227V167H226ZM249 169L252 170V168H249ZM253 169H254V168H253ZM2 170L0 169V172H1ZM9 170H10V169H9ZM23 170H25V169H23ZM48 170H49V169H48ZM52 170H53V169H52ZM89 170H90V169H89ZM99 170H102V169H99ZM108 170H109V169H108ZM122 170H125V169H122ZM151 170H152V168H151ZM154 170H155V169H154ZM162 170H163V168H162ZM162 170H161V172H160V173H161V176H162ZM167 170H169V169H167ZM176 170H178V169L176 168ZM176 170H175V171H176ZM182 170H183V169H182ZM190 170H191V169H190ZM217 170H218V169H217ZM217 170H216V172H217ZM256 170H257V169H256ZM21 171H22V170H21ZM39 171H40V170H39ZM45 171H46V170H45ZM45 171H44V172H45ZM71 171H72V170H71ZM82 171H84V170L82 169ZM103 171H101V172H103ZM109 171H110V170H109ZM109 171H107V172H109ZM116 171H117V170H116ZM132 171H133V170H132ZM137 171H140V170H137ZM171 171H172V170H171ZM179 171H180V168H179ZM205 171H206V170H205ZM205 171H203V172H205ZM207 171H208V170H207ZM207 171H206V172H207ZM209 171H210V170H209ZM212 171H213V170H212ZM218 171H219V170H218ZM228 171H229V170H228ZM25 172H26V170H25ZM29 172H30V171H29ZM42 172H43V171H42ZM42 172H41V173H42ZM48 172H50V171H48ZM54 172H55V171H54ZM72 172H73V171H72ZM89 172H90V171H89ZM92 172H93V171H92ZM95 172H96V171H94V173H95ZM105 172H106V170H105ZM105 172H104V173H105ZM107 172H106V173H107ZM117 172H118V171H117ZM130 172H131V171H130ZM133 172H134V173L131 175L132 177H133L134 174L136 175V173H137V172L135 173V171H133ZM167 172H168V171H167ZM173 172H174V171H173ZM181 172H182V171H181ZM184 172H185V171H184ZM184 172H183V173H184ZM206 172H205V173H206ZM221 172H222V171H221ZM243 172H244V171H243ZM250 172H251V171H250ZM33 173H34V172H33ZM33 173H32V174H33ZM35 173H36V170H35ZM46 173H47V171H46ZM46 173H45V175H46ZM84 173H85V172H84ZM122 173H123V172H122ZM152 173H153V170H152ZM154 173H155V172H154ZM169 173H170V171H169ZM187 173H188V171H187L185 174H187ZM192 173H193V172H192ZM205 173H204V174H205ZM223 173H224V172H223ZM233 173H234V172H233ZM263 173H264V172H263ZM0 174H2V173H0ZM3 174H4V173H3ZM25 174L28 175L27 172H26ZM29 174H30V173H29ZM32 174H31L30 176H33ZM98 174H99V175H98L99 178H102V177H103V176H100V175H101L100 173H98ZM130 174H131V173H130ZM163 174H164V173H163ZM166 174H167V173H166ZM166 174H165V175H166ZM201 174H203V173H201ZM208 174H209V173H208ZM208 174L206 173V175H208ZM213 174H214V173H213ZM217 174H218V172H217ZM219 174H220V173H219ZM245 174H246V173H245ZM257 174H258V173H257ZM257 174H256V175H257ZM37 175H38V174H37ZM39 175H40V174H39ZM41 175H42V174H41ZM45 175H44V176H45ZM48 175H49V174H48ZM51 175H52V174H51ZM64 175H65V174H64ZM77 175H78V174H77ZM119 175H120V174H119ZM173 175H174V174H173ZM191 175H192V174H191ZM194 175H195V174H193L192 176H194ZM196 175H197V174H196ZM214 175L216 176V173H215ZM247 175H248V174H247ZM253 175H254V174H253ZM35 176H36V175H35ZM42 176H43V175H42ZM46 176H47V175H46ZM78 176H79V175H78ZM107 176H108V175H107ZM125 176H126V178L129 177V176L127 177V175H125ZM158 176H160V175H158ZM167 176H168V175H167ZM187 176H189V174H188ZM197 176H198V175H197ZM201 176H202V175H201ZM243 176H244V175H243ZM263 176H264V175H263ZM1 177H3V175H2ZM13 177H14V176H13ZM13 177H12V178H13ZM16 177H18V176H16ZM27 177H29V176H27ZM38 177H39V176H38ZM38 177H37V178H38ZM73 177H74V176H73ZM75 177H76V176H75ZM83 177H85V176L83 175ZM94 177H95V176H94ZM104 177H105V174H104ZM109 177H110V176H109ZM109 177H107V178H109ZM112 177H113V173H112ZM112 177H111V178H112ZM150 177H151V175H150ZM165 177H166V176H165ZM168 177H169V176H168ZM171 177H172V175H171ZM190 177H191V176H190ZM199 177H200V176H199ZM204 177H205V175H204ZM213 177H214V176H213ZM23 178H24V177H23ZM49 178H50V177H49ZM58 178H59V177H58ZM96 178L99 179L98 177H96ZM105 178H106V177H105ZM107 178H106V179H107ZM118 178L120 179V177H118V175H117V179H118ZM133 178H134V177H133ZM148 178H149V177H148ZM151 178H152V177H151ZM151 178H150V179H151ZM169 178H170V177H169ZM172 178H174V176H173ZM178 178H179V177H178ZM225 178H226V177H225ZM262 178H263V177H262ZM9 179H10V178H9ZM9 179H8V181H9ZM72 179H73V178H72ZM85 179H86V178H85ZM90 179H91V178H90ZM97 179H96V181H97ZM119 179H118V180H119ZM130 179H131V178H130ZM130 179H128V180H130ZM134 179H135V178H134ZM158 179H164V178H159V177H158ZM194 179H195V178H194ZM199 179H200V178H199ZM206 179H207V178H206ZM210 179H211V178H210ZM242 179H244V178H242ZM250 179H251V178H250ZM3 180H4V177H3ZM5 180H6V179H5ZM5 180H4L3 182H5ZM20 180H21V179H20ZM33 180H34V178H33ZM33 180H32V181H33ZM36 180H37V179H36ZM42 180H43V179H42ZM42 180H41V182H42ZM74 180H75V179H74ZM77 180H78V179H77ZM100 180H101V179H99V181H100ZM121 180H122V179H121ZM128 180H127V181H128ZM131 180H132V179H131ZM131 180L128 181V182L132 183ZM148 180H149V179H148ZM172 180H173V179H172ZM174 180H176V179H174ZM182 180H183V179H182ZM192 180H193V179H191V181H192ZM200 180H201V179H200ZM215 180H217V178H216ZM223 180H224V179H223ZM8 181H7V182H8ZM12 181H13V180H12ZM23 181H24V180H23ZM32 181H31V182H32ZM37 181H38V180H37ZM45 181H46V179H45ZM45 181H44V182H45ZM90 181H91V180H90ZM92 181H93V180H92ZM92 181H91V182H88V184H89V183H92ZM101 181H102V180H101ZM101 181H100V183H102ZM122 181H123V180H122ZM132 181H133V180H132ZM136 181H138V180H136ZM146 181H147V180H146ZM162 181H163V180H162ZM162 181H161V182H162ZM164 181H165V180H164ZM198 181H199V180H198ZM198 181H197V183H198ZM210 181H211V180H210ZM226 181H227V180H226ZM241 181H242V180H241ZM245 181H246V180H245ZM25 182H26V181H25ZM47 182H48V180H47ZM60 182H61V181H60ZM60 182H59V184H60ZM63 182H64V181H63ZM65 182H66V181H65ZM75 182H76V181H75ZM105 182H106V181H105ZM112 182H113V181H112ZM112 182H111V183H112ZM115 182H116V181H115ZM118 182H119V181H118ZM133 182L135 183V180H134ZM149 182H150V180H149ZM158 182H159V181H158ZM161 182L159 183V184H160L159 186H161V184H163V183H161ZM166 182H167V181H166ZM166 182H165V183H166ZM171 182H173V181H171ZM175 182H176V181H175ZM185 182H186V181H185ZM205 182H206V181H205ZM211 182H212V181H211ZM214 182H215V181H214ZM0 183H1V182H0ZM8 183H10V182H8ZM17 183H18V182H17ZM27 183H28V182H27ZM34 183H35V182H34ZM45 183H46V182H45ZM80 183H81V185L83 184L82 182H80ZM84 183H86V182H84ZM94 183H95V181H94ZM108 183H109V182H108ZM108 183H107V184H108ZM111 183H110V184H111ZM113 183H114V182H113ZM122 183H123V182H122ZM134 183H133L132 185H134ZM141 183H142V182H141ZM143 183H144V182H143ZM143 183H142V185H143ZM154 183H155V182H154ZM207 183H208V182H207ZM253 183H254V182H253ZM3 184H4V183H3ZM11 184H12V183H11ZM13 184H14V183H13ZM23 184H24V183H23ZM36 184H37V183H36ZM46 184H47V183H46ZM70 184H71V183H70ZM105 184H106V183H105ZM148 184H149V183H148ZM150 184H151V183H150ZM150 184H149V186H150ZM170 184H171V183H170ZM194 184H195V183H194ZM205 184H206V183H205ZM205 184H204V185H205ZM224 184H225V183H224ZM229 184H230V183H229ZM234 184H235V183H234ZM259 184H261V182H260ZM86 185H87V184H86ZM89 185H90V184H89ZM136 185H138V184H136ZM142 185H141V186H142ZM153 185H154V184H153ZM163 185H164V184H163ZM175 185H176V183H175ZM175 185H173V186H175ZM197 185H198V184H197ZM197 185H196V186H197ZM202 185H203V184H202ZM216 185H217V184H216ZM218 185H219V184H218ZM232 185H233V184H232ZM248 185H249V184H248ZM255 185H258V184H255ZM261 185H262V184H261ZM12 186L14 187V185H12ZM15 186H16V185H15ZM18 186H19V185H18ZM36 186L38 187V185H36ZM48 186H51V185H48ZM68 186H70V185H68ZM95 186H96V185H95ZM127 186H128V184H127ZM139 186H140V184H139ZM139 186H138V189H140ZM146 186H147V185H146ZM149 186H148V188H149ZM159 186H158V189H159ZM165 186H166V185H165ZM178 186H179V185H177V187H178ZM211 186H212V185H211ZM225 186H226V185H225ZM237 186H238V185H237ZM259 186H260V185H259ZM262 186H263V185H262ZM0 187H1V186H0ZM10 187H11V186H10ZM33 187H34V185H33ZM44 187H45V186H44ZM75 187H76V186H75ZM82 187H84V186H82ZM85 187H86V186H85ZM98 187H99V186H98ZM113 187H115V186H113ZM113 187H112V189H113ZM116 187H117V185H116ZM128 187H129V186H128ZM177 187H176V188H177ZM207 187H208V185H207ZM234 187H235V186H234ZM234 187H233V188H234ZM242 187H243V184H242ZM250 187H251V186H250ZM254 187H255V186H254ZM27 188H28V187H27ZM27 188H26V189H27ZM54 188H55V187H54ZM54 188H52V190H53ZM61 188H62V187H61ZM87 188H88V187H87ZM94 188H95V187H94ZM108 188H109V185H108ZM125 188H126V187H125ZM144 188H145V187H143V189H144ZM146 188H147V187H146ZM148 188H147V189H148ZM152 188H153V187H152ZM161 188H162V187H161ZM165 188H166V187H165ZM168 188H169V187H168ZM173 188H175V187H173ZM194 188H195V186H194ZM200 188H203V187H200ZM208 188H209V187H208ZM208 188H207V189H208ZM258 188H260V187H258ZM6 189H7V187H6ZM38 189H40V188H38ZM57 189H58V188H57ZM57 189H56V190H57ZM96 189H97V186H96ZM122 189H123V188H122ZM153 189H154V188H153ZM195 189L199 190L198 188H195ZM215 189H216V187H215ZM218 189H219V188H218ZM220 189H221V188H220ZM220 189H219V190H220ZM229 189H230V188H229ZM235 189H236V188H235ZM235 189H234V191H235ZM250 189H251V188H250ZM3 190H4V189H3ZM84 190H85V189H84ZM114 190H115V189H114ZM118 190H119V189H118ZM118 190H117V191H118ZM123 190H124V189H123ZM127 190H128V189H127ZM127 190H126V191H127ZM141 190H142V189H141ZM144 190L146 191V189H144ZM156 190H157V189H156ZM156 190H155V191H156ZM210 190L212 191V189H210ZM27 191H28V190H27ZM32 191H33V190H32ZM43 191H44V190H43ZM59 191H60V190H59ZM67 191H68V190H67ZM74 191H75V190H74ZM74 191H73V192H74ZM91 191H92V190H91ZM94 191H95V189H94ZM120 191H121V189H120ZM130 191H131V190H130ZM149 191H150V190H149ZM155 191H154V193H155ZM163 191H164V190H163ZM171 191H172V190H171ZM185 191H186V190H185ZM187 191H188V189H187ZM193 191H194V190H193ZM199 191H200V190H199ZM206 191H207V190H206ZM208 191H209V190H208ZM220 191H221V190H220ZM237 191H238V189H237ZM240 191H241V190H240ZM1 192H2V191H0V194H2ZM5 192H6V191H5ZM14 192H15V191H14ZM30 192H31V191H30ZM36 192H37V191H36ZM36 192H35V193H36ZM39 192H40V191H39ZM41 192H42V191H41ZM47 192H48V191H47ZM63 192H64V191H63ZM63 192H62V193H63ZM73 192H72V193H73ZM81 192H82V191H81ZM123 192H124V191H123ZM123 192H122V193H123ZM134 192H136V188H135V191H134ZM147 192H148V191H147ZM151 192H152V191H151ZM176 192H178V191H176ZM201 192H202V191H201ZM227 192H228V191H227ZM247 192H248V190H247ZM255 192H256V191H255ZM259 192H260V191H259ZM10 193L12 194L11 190H10ZM18 193H19V191H18ZM23 193H24V192H23ZM23 193H20V194H23ZM26 193H27V192H26ZM28 193H29V192H28ZM33 193H34V192H33ZM42 193H43V192H42ZM54 193H55V192H54ZM58 193H59V192H58ZM85 193H86V192H85ZM99 193H101V192H99ZM129 193H130V192H127L126 194L129 195ZM136 193H137V192H136ZM136 193H135V194H136ZM139 193H140V192H139ZM139 193H137V194H139ZM154 193H153V194H154ZM184 193H185V192H184ZM187 193H188V192H187ZM187 193H186V194H187ZM249 193H250V192H249ZM257 193H258V192H257ZM261 193L263 194V192H261ZM64 194H65V193H64ZM75 194H77V193H75ZM102 194H103V193H102ZM111 194H113V193H111ZM118 194H119V193H118ZM135 194L132 193V195H134V196H135ZM159 194H160V193H159ZM174 194H175V193H174ZM186 194H185V195H186ZM230 194H231V193H230ZM235 194H236V193H235ZM245 194H247V193H245ZM12 195H13V194H12ZM16 195H17V194H16ZM23 195H24V194H23ZM25 195H26V194H25ZM31 195H32V194H31ZM59 195H61V194H59ZM86 195H87V194H86ZM88 195H89V194H88ZM97 195H98V194H97ZM120 195H121V194H120ZM124 195H125V194H124ZM130 195H131V193H130ZM143 195H144V194H143ZM148 195H149V194H148ZM151 195H152V194H151ZM163 195H164V194H163ZM177 195H178V194H177ZM177 195H176V196H177ZM181 195H182V194H181ZM205 195H206V196H209V195H207L206 193H205ZM205 195H204V197H203V195H202V197L205 198ZM212 195H213V194H212ZM248 195H249V194H248ZM248 195H247V196H248ZM9 196H10V195H9ZM9 196H8V197H9ZM14 196H15V195H14ZM44 196H46V195L44 194ZM48 196H49V195H48ZM61 196H62V195H61ZM77 196H78V195H77ZM94 196H96V195H94ZM109 196H110V195H109ZM114 196H115V195H114ZM118 196H119V195H118ZM146 196H147V195H146ZM156 196H157V195H156ZM164 196H165V195H164ZM187 196H188V194H187ZM210 196H211V195H210ZM239 196H240V195H239ZM0 197H1V196H0ZM3 197H5V196H3ZM8 197H7V200H8ZM12 197H13V196H12ZM21 197H23V196L21 195ZM24 197H25V196H24ZM30 197H31V196H30ZM33 197H34V196H33ZM36 197H37V194H36ZM89 197H90V199L92 198L91 196H89ZM107 197H108V196H107ZM115 197H116V196H115ZM129 197H130V196H129ZM139 197H141V194H140ZM139 197H138V198H139ZM148 197H149V196H147V198H148ZM161 197H162V196H161ZM200 197H201V196H200ZM202 197H201V199H203ZM211 197H212V196H211ZM240 197H241V196H240ZM251 197H252V196H251ZM47 198H48V197H47ZM55 198H56V197H55ZM61 198H62V197H61ZM68 198H69V197H68ZM113 198H114V197H113ZM118 198H119V197H118ZM131 198H133V197L131 196ZM136 198H137V197H136ZM144 198H145V197H144ZM147 198H146V199H147ZM152 198H153V197H152ZM167 198H168V197H167ZM184 198H185V196H184ZM242 198H243V197H242ZM244 198H245V197H244ZM11 199H12V198H11ZM13 199H14V198H13ZM28 199H29V197H28ZM28 199H27V200H28ZM32 199H33V198H32ZM35 199H36V198H35ZM53 199H54V198H53ZM62 199H63V198H62ZM75 199H76V198H75ZM94 199H95V198H94ZM99 199H100V198H99ZM104 199H105V198H104ZM109 199H110V198H109ZM114 199H115V198H114ZM116 199H117V198H116ZM142 199H143V198H142ZM154 199H155V198H154ZM177 199H178V198H177ZM197 199H198V197H197ZM209 199H210V197H209ZM209 199L207 198V201H208ZM9 200H10V199H9ZM27 200H26V201H27ZM38 200H39V199L37 198V201H38ZM40 200H42V199H40ZM50 200H51V199H50ZM50 200H49V201H50ZM64 200H65V199H64ZM91 200H92V199H91ZM111 200H112V198L110 199V202H111ZM118 200H119V199H118ZM118 200H117V201H118ZM129 200H130V198H129ZM148 200H149V198H148ZM169 200H170V199H169ZM185 200H186V199H185ZM185 200H184V201H185ZM241 200H242V199H241ZM255 200H256V199H255ZM13 201H14V200H13ZM13 201H12V202H13ZM16 201H17V200H16ZM16 201H15V202H16ZM28 201H29V200H28ZM46 201H47V200H46ZM79 201H80V200H79ZM103 201H105V200H103ZM119 201H120V200H119ZM131 201H132V200H131ZM150 201H151V200H150ZM164 201H165V200H164ZM184 201L182 200L183 204L185 203ZM195 201H196V199H195ZM209 201H210V200H209ZM242 201H243V200H242ZM2 202H3V201H2ZM8 202H9V201H8ZM29 202H30V201H29ZM42 202H44V201H42ZM42 202H40V203L43 204ZM57 202H59V201H57ZM69 202H70V201H69ZM91 202H92V201H91ZM110 202H108V203L110 204ZM141 202H142V200H141ZM162 202H163V201H162ZM177 202H178V201H177ZM188 202L190 203V201H188ZM23 203H24V201L22 202V204H23ZM36 203H37V202H36ZM48 203H49V202H48ZM50 203H51V202H50ZM86 203H87V202H86ZM124 203H125V202H124ZM135 203H138V202H135ZM157 203H158V201H157ZM163 203L165 204V202H163ZM180 203H181V202H180ZM250 203H251V201H250ZM22 204H20V206H21ZM70 204H72V203H70ZM73 204H74V203H73ZM90 204H92V203H90ZM95 204H96V203H95ZM106 204H107V203H106ZM127 204H128V203H127ZM160 204H161V203H160ZM170 204H171V203H170ZM4 205H5V204H4ZM4 205H3V206H4ZM13 205H14V204H13ZM24 205H25V204H24ZM32 205H33V204H32ZM34 205H35V204H34ZM37 205H38V204H37ZM56 205H57V204H56ZM65 205H66V204H65ZM68 205H69V203H68ZM76 205H78V204L76 203ZM81 205H82V204H81ZM119 205H120V204H119ZM130 205H131V207L133 206L132 204H130ZM142 205H143V204H142ZM142 205H141V206H142ZM147 205H148V204H147ZM147 205H146V206H147ZM162 205H163V204H162ZM218 205H219V204H218ZM241 205H242V204H241ZM241 205H240V206H241ZM244 205H245V204H244ZM0 206H2V205H0ZM7 206H9V205H7ZM60 206H61V205H60ZM73 206H74V205H73ZM115 206H116V205H115ZM115 206H114V207H115ZM157 206H158V205H157ZM164 206H165V205H164ZM172 206H173V205H172ZM240 206H239V208H240ZM30 207H31V206H30ZM32 207H33V206H32ZM37 207H39V205H38ZM43 207H44V206H43ZM49 207H51V206H49ZM75 207H77V206H75ZM78 207H80V205H79ZM91 207H93V206H91ZM103 207H104V206H103ZM114 207H113V209H114ZM135 207H138V206H137V205L134 206V209H135ZM155 207H156V206H155ZM219 207H221V206H219ZM257 207H258V206H257ZM1 208H2V207H1ZM62 208H63V207H62ZM111 208H112V207H110V209H111ZM126 208H127V206H126ZM132 208H133V207H132ZM165 208H166V207H165ZM176 208H177V207H176ZM207 208H208V207H207ZM243 208H244V207H243ZM33 209H34V208H33ZM41 209H42V208H41ZM43 209H44V208H43ZM45 209H47V208H45ZM45 209H44V211H45ZM65 209H66V208H65ZM70 209H71V208H70ZM73 209H74V207H73ZM86 209H87V208H86ZM97 209L99 210V208H97ZM100 209H101V208H100ZM120 209H121V208H120ZM127 209H128V208H127ZM134 209H131V210L133 211ZM153 209H154V208H153ZM184 209H185V208H184ZM244 209H245V208H244ZM244 209H243V210H244ZM48 210H49V208H48ZM61 210H62V209H61ZM67 210H68V209H67ZM79 210H81V209H79ZM93 210H94V209H93ZM93 210H92V211H93ZM111 210H112V209H111ZM115 210H117V209H115ZM137 210H138V209H137ZM145 210H148V209H145ZM155 210H156V209H155ZM163 210H164V209H163ZM167 210H168V209H167ZM210 210H211V209H210ZM210 210H209V211H210ZM215 210H216V209H215ZM246 210H247V209H246ZM256 210H257V209H256ZM0 211H1V210H0ZM16 211H17V210H16ZM33 211H34V210H33ZM41 211H42V210H41ZM41 211H40V213H39V212L36 210V212H38L39 214H41ZM50 211H51V210H50ZM68 211H69V210H68ZM92 211L90 210V212H92ZM100 211H101V210H100ZM120 211H123V210H120ZM170 211H171V210H170ZM178 211H179V210H178ZM206 211H207V210H206ZM206 211H205V212H206ZM228 211H229V210H228ZM241 211H242V209H241ZM259 211H260V210H259ZM263 211H264V210H263ZM263 211H262V212H263ZM31 212H32V210H31ZM47 212H48V211H47ZM60 212H61V211H60ZM63 212H64V211H63ZM82 212H83V211H82ZM93 212H94V211H93ZM105 212H106V211H105ZM107 212H108V211H107ZM116 212H117V211H116ZM123 212H124V211H123ZM133 212H135V211H133ZM158 212H159V211H158ZM161 212H162V211H161ZM173 212H174V211H173ZM180 212H181V211H180ZM182 212H183V211H182ZM219 212H220V210H219ZM245 212H247V211H245ZM1 213H2V215H4V216L7 215V213H5V211H4V212H1ZM28 213H29V212H28ZM49 213H50V212H49ZM49 213H48V214H49ZM79 213H80V211H79ZM79 213H78V214H79ZM103 213H104V212H103ZM109 213H110V212H109ZM138 213H139V212H138ZM138 213H137V214H138ZM144 213H145V212H144ZM175 213H176V212H175ZM203 213H204V212H203ZM207 213H208V212H207ZM214 213H215V212H213V214H214ZM243 213H244V212H243ZM257 213H258V211H257ZM263 213H264V212H263ZM263 213H262V214H263ZM53 214H54V213H53ZM58 214H59V212H58ZM58 214H56L55 217H57ZM71 214H72V213H71ZM94 214H96V213H94ZM97 214H98V213H97ZM101 214H102V213H101ZM101 214H100V215H101ZM112 214H114V213H112ZM151 214H152V213H151ZM169 214H170V213H169ZM176 214H177V213H176ZM178 214H179V212H178ZM223 214H224V213H223ZM252 214H253V213H252ZM255 214H256V213H255ZM10 215H11V214H10ZM32 215H33V214H32ZM80 215L82 216V214H80ZM87 215H89V214H87ZM98 215H99V214H98ZM119 215H120V213H119ZM121 215H122V213H121ZM124 215H125V214H124ZM135 215H136V214H135ZM141 215H142V214H141ZM143 215H144V214H143ZM149 215H150V214H149ZM149 215H148V216H149ZM183 215H184V214H183ZM218 215H219V214H218ZM240 215H241V214H240ZM240 215H239V216H240ZM245 215H247V214H245ZM248 215H249V214H248ZM263 215H264V214H263ZM8 216H9V215H8ZM8 216H7V217H8ZM34 216L37 217L35 214H34ZM46 216H47V215H46ZM90 216H91V215H90ZM90 216H88V217H90ZM96 216H97V215H96ZM102 216H103V215H102ZM126 216H127V215H126ZM126 216H124V217H126ZM158 216H159V215H158ZM223 216H224V215H223ZM7 217H6V218H7ZM13 217H14V216H13ZM28 217H29V216H28ZM62 217H63V216H62ZM62 217H61V218H62ZM71 217H72V216H71ZM86 217H87V216H86ZM113 217H114V216H113ZM115 217H116V216H115ZM160 217H161V215H160ZM160 217H158V218H160ZM165 217H166V216H165ZM177 217H178V216H177ZM209 217H210V216H209ZM218 217H219V216H218ZM253 217H254V216H253ZM257 217H258V216H257ZM8 218H9V217H8ZM14 218H15V217H14ZM40 218H41V217H40ZM42 218H43V217H42ZM105 218H106V217H105ZM105 218H104V219H105ZM109 218H110V216H109ZM128 218H129V216H128ZM136 218H137V217H136ZM143 218H144V217H143ZM167 218H168V217H167ZM178 218H179V217H178ZM206 218H207V217H206ZM206 218H205V219H206ZM214 218H215V217H214ZM230 218H231V217H230ZM3 219H5V218H3ZM28 219L30 220V218H28ZM38 219H39V218H38ZM43 219H45V218H43ZM43 219H42V220H43ZM47 219H48V218H47ZM49 219H50V217H49ZM58 219H59V218H58ZM75 219H76V218H75ZM93 219H94V218H93ZM97 219H100V218H97ZM101 219H102V218H101ZM112 219H113V218H112ZM121 219H122V218H121ZM147 219H148V218H147ZM172 219H173V217H172ZM175 219H176V218H175ZM215 219H216V218H215ZM215 219H214V220H215ZM225 219H227V218H225ZM225 219H224V220H225ZM255 219H258V218H255ZM255 219H254V220H255ZM262 219H264V218H262V215H261V220H262ZM8 220H9V219H8ZM35 220H36V219H35ZM50 220H51V219H50ZM61 220H62V219H60V221H61ZM102 220H103V219H102ZM119 220H120V219H119ZM138 220H139V219H138ZM150 220H151V219H150ZM161 220H162V219H161ZM207 220H208V219H206V221H207ZM212 220H213V219H212ZM228 220H229V219H228ZM16 221H17V220H16ZM39 221H40V220H39ZM53 221H54V220H53ZM60 221H59V222H60ZM67 221H68V219H67ZM69 221H70V219H69ZM100 221H101V220H100ZM109 221H110V220H109ZM134 221H136V220H134ZM153 221H154V220H153ZM163 221H164V219H163ZM172 221H173V220H172ZM177 221H178V220H177ZM221 221H222V220H221ZM251 221H252V220H251ZM0 222H1V221H0ZM2 222H3V221H2ZM7 222H8V221H7ZM11 222H12V221H11ZM17 222H18V221H17ZM27 222H28V221H27ZM27 222H26V223H27ZM29 222H30V221H29ZM45 222L47 223L46 220H45ZM45 222H44V223H45ZM61 222H62V221H61ZM91 222H92V221H91ZM102 222H103V221H102ZM127 222H128V221H127ZM151 222H152V221H151ZM211 222H212V221H211ZM213 222H214V221H213ZM213 222H212V223H213ZM224 222H226V221H224ZM246 222H247V221H246ZM5 223H6V222H5ZM18 223H19V222H18ZM51 223H52V222H51ZM56 223H57V222H56ZM70 223H71V225H72V221H71ZM77 223H78V222H77ZM117 223H118V222H117ZM117 223H116V224H117ZM139 223H140V222H139ZM139 223H138V224H139ZM149 223H150V222H149ZM154 223H155V222H154ZM207 223H208V222H207ZM261 223H262V222H261ZM10 224H11V223H10ZM21 224H23V222H22ZM29 224H30V223H29ZM32 224H33V223H32ZM39 224H40V223H39ZM41 224H42V223H41ZM62 224H63V223H62ZM73 224H74V221H73ZM75 224H76V223H75ZM89 224H90V223H89ZM106 224H107V223H106ZM106 224H105V225H106ZM108 224H109V222H108ZM126 224H127V223H126ZM134 224H137V222L134 223ZM226 224H227V222H226ZM239 224H240V223H239ZM33 225H35V224H33ZM47 225H48V224H47ZM54 225H55V223H54ZM56 225H57V224H56ZM71 225H69V226H71ZM76 225H77V224H76ZM78 225H79V223H78ZM99 225L101 226V224H99ZM114 225H115V223H114ZM130 225H131V224H130ZM132 225H133V224H132ZM141 225H142V224H141ZM149 225H150V224H149ZM208 225H209V224H208ZM243 225H244V224H243ZM245 225H246V224H245ZM0 226H1V225H0ZM24 226H25V225H24ZM31 226H32V225H31ZM41 226H42V225H41ZM86 226H87V225H86ZM90 226H91V225H90ZM92 226H93V225H92ZM100 226H99V227H100ZM122 226H124V225H122ZM134 226H135V225H134ZM153 226H154V225H153ZM167 226H168V225H167ZM174 226H175V225H174ZM227 226H228V225H227ZM9 227H10V226H9ZM16 227H17V226H16ZM21 227H22V225H21ZM26 227H27V226H26ZM34 227H35V226H34ZM38 227H39V226H38ZM77 227H78V226H77ZM88 227H89V226H88ZM96 227H97V226H96ZM102 227H103V226H102ZM106 227H107V226H106ZM106 227H105V228H106ZM111 227H112V225H111ZM119 227H120V226H119ZM135 227H136V226H135ZM138 227H139V226H138ZM149 227H150V226H149ZM156 227H157V226H156ZM170 227H171V226H170ZM209 227H210V226H209ZM251 227H252V226H251ZM3 228H4V227H3ZM10 228H11V227H10ZM18 228H20V227H18ZM42 228H43V226H42ZM74 228H75V227H74ZM89 228H91V227H89ZM107 228H108V227H107ZM122 228H123V227H122ZM125 228H126V227H125ZM131 228H132V227H131ZM140 228H141V227H140ZM150 228H151V227H150ZM150 228H149V229H150ZM172 228H173V227H172ZM177 228H178V227H177ZM212 228H213V226H212ZM255 228H256V227H255ZM8 229H9V228H8ZM11 229H12V228H11ZM25 229H26V228H25ZM35 229H37V228H35ZM40 229H41V228H40ZM56 229H57V228H56ZM61 229H62V228H61ZM83 229H84V228H83ZM91 229H93V228H91ZM110 229H111V228H110ZM116 229H117V228H116ZM119 229H120V228H119ZM119 229H118V230H119ZM161 229H162V228H161ZM209 229H211V228H209ZM209 229H208V230H209ZM227 229H228V228H227ZM260 229H261V228H260ZM1 230H2V229H1ZM12 230H13V229H12ZM16 230H17V229H16ZM18 230H19V229H18ZM28 230H29V229H28ZM38 230H39V229H38ZM54 230H55V229H54ZM136 230H137V229H136ZM150 230H151V229H150ZM168 230H169V229H168ZM174 230H175V231H174ZM174 230H173V231H174V233H173L174 235L172 236V238H171V239L168 238V239H169V244H168V246H167L166 251L163 252L164 247H160V248H161V252H162V254H163V258H164V260H170V261H173V262H172L173 264H202V252H201L200 243H199L201 232H200V225H199L198 218H196V216L194 217V215H193V216H189L188 218H181V219H180V227H179L178 229H176V227H175ZM211 230H212V229H211ZM211 230H210V231H211ZM247 230H248V229H247ZM251 230H252V229H251ZM256 230H257V228H256ZM44 231H45V229H44ZM61 231H62V230H61ZM85 231H86V230H85ZM92 231H93V230H92ZM110 231H111V230H110ZM139 231H140V230H139ZM170 231H172V230L170 229ZM212 231H213V230H212ZM234 231H235V230H234ZM248 231H249V230H248ZM258 231H259V230H258ZM7 232H8V231H7ZM15 232H16V231H15ZM20 232H21V231H20ZM82 232H83V231H82ZM97 232H98V231H97ZM108 232H109V231H108ZM113 232H114V231H113ZM118 232H119V231H118ZM123 232H124V231H123ZM133 232H136V231H133ZM152 232H153V231H152ZM160 232H161V231H160ZM163 232H164V231H163ZM163 232H162V233H163ZM166 232H167V231H166ZM244 232H245V231H244ZM249 232H250V231H249ZM262 232L264 233V230H263ZM1 233H2V232H1ZM1 233H0V234H1ZM22 233H23V232H22ZM28 233H29V232H28ZM31 233H32V232H31ZM51 233H52V235H53V231H52ZM61 233H62V232H61ZM65 233H66V232H65ZM68 233H69V232H68ZM70 233H71V232H70ZM72 233H73V232H72ZM93 233H94V232H93ZM95 233H96V232H95ZM114 233H115V232H114ZM119 233H120V232H119ZM126 233H127V232H126ZM130 233H131V232H130ZM137 233H138V232H136V234H137ZM141 233H142V232H141ZM156 233H158V231H157ZM162 233H161V234H162ZM207 233H208V231H207ZM242 233H243V232H242ZM254 233H255V232H254ZM263 233H262V234H263ZM10 234H11V233H10ZM43 234H45V233H43ZM48 234H49V233H48ZM74 234H75V232H74ZM84 234H85V233H84ZM84 234H83V235H84ZM87 234H88V233H87ZM109 234H110V233H109ZM153 234H155V233H153ZM208 234H209V233H208ZM226 234H229L228 231H227ZM247 234H248V232H247ZM255 234H256V233H255ZM259 234H261V233H259ZM262 234H261V235H262ZM13 235H15V234H13ZM17 235H18V233H17ZM28 235H29V234H28ZM33 235H34V234H33ZM40 235H42V234H40ZM40 235H39V236H40ZM64 235H65V234H64ZM70 235H71V234H70ZM110 235H111V234H110ZM112 235H113V234H112ZM115 235H116V234H115ZM122 235H124V233H122ZM149 235H150V234H149ZM211 235H212V237H213V234H211ZM24 236H26V234H25ZM53 236H54V235H53ZM67 236H68V235H67ZM77 236H78V235H77ZM84 236H85V235H84ZM102 236H103V235H102ZM105 236H106V235H105ZM130 236L133 237L132 234L129 235V237H130ZM137 236H138V235H137ZM168 236H169V235H168ZM232 236H233V235H232ZM245 236H246V235H245ZM41 237H42V236H41ZM43 237H44V240H45V237H46V236H43ZM87 237H88V236H87ZM160 237H161V236H160ZM206 237H207V235H206ZM208 237H209V235H208ZM212 237H211V238H212ZM218 237H220V236H218ZM252 237H253V236H252ZM10 238H11V237H10ZM26 238H29V237L26 236ZM31 238H32V237H31ZM33 238H36V237H33ZM54 238H55V237H54ZM57 238H58V237H57ZM71 238H73V237H71ZM89 238H90V236H89ZM96 238H97V237H96ZM103 238H104V237H103ZM158 238H159V237H158ZM165 238H166V237H165ZM220 238H221V237H220ZM228 238H229V237H228ZM231 238H234V237H231ZM249 238H250V237H249ZM260 238H261V237H260ZM19 239H20V238H19ZM22 239H23V238H22ZM39 239L41 240V238H39ZM39 239H38V240H39ZM59 239H60V238H59ZM84 239H85V238H84ZM87 239H88V238H87ZM124 239H125V238H124ZM146 239L149 240V236H147ZM160 239H161V238H160ZM240 239H241V238H239V240H240ZM263 239H264V237H263ZM10 240H11V239H10ZM32 240H33V239H32ZM44 240H43V241H44ZM56 240H57V239H56ZM67 240H68V239H67ZM71 240H73V239H71ZM74 240H75V239H74ZM90 240H91V239H90ZM96 240H97V239H96ZM106 240H107V239H106ZM116 240H117V239H116ZM116 240H115V241H116ZM129 240H131V237H130ZM226 240H227V239H226ZM229 240H230V239H229ZM241 240H242V239H241ZM241 240H240V241H241ZM247 240H248V239H247ZM15 241H16V240H15ZM17 241H18V240H17ZM29 241L32 242L30 239H29ZM43 241H42V242H43ZM60 241H61V239H60ZM62 241H63V240H62ZM111 241H112V240H111ZM111 241H110L109 243H112ZM122 241H123V240H122ZM122 241H121V242H122ZM150 241H151V240H150ZM205 241H207V238H206ZM51 242H52V241H51ZM73 242H74V241H73ZM99 242H100V241H99ZM99 242H98V243H99ZM105 242H106V241H105ZM125 242H126V241H125ZM130 242H131V241H130ZM133 242H134V241H133ZM152 242H153V241H152ZM152 242H151V244L154 243V242H153V243H152ZM180 242H184V243H183V244H179ZM15 243H16V242H15ZM32 243H33V242H32ZM32 243H31V245H32ZM46 243H47V242H46ZM71 243H72V242H71ZM101 243H102V242H101ZM106 243H107V242H106ZM116 243H117V242H116ZM135 243H136V242H135ZM135 243H134V244H135ZM142 243H143V241H142ZM155 243H156V242H155ZM163 243H164V242H163ZM202 243H203V242H202ZM207 243H208V242H207ZM209 243H210V242H209ZM224 243H225V241H224ZM247 243H248V242H247ZM249 243H250V242H249ZM251 243H252V242H251ZM251 243H250L249 245H251ZM20 244H22V243L20 242ZM20 244H18V245H20ZM33 244H35V243H33ZM40 244H42L41 241H40ZM68 244H69V243H68ZM77 244H78V243H77ZM95 244H96V243H95ZM121 244H122V243H121ZM123 244H124V243H123ZM156 244H157V243H156ZM161 244H162V243H161ZM203 244H204V243H203ZM219 244H220V243H219ZM241 244H242V242H241ZM241 244H240V245H241ZM257 244H258V243H257ZM0 245L2 246L3 243H2V244L0 243ZM10 245H11V244H10ZM13 245H15V244H13ZM22 245H24V244H22ZM29 245H30V244H29ZM53 245H54V244H53ZM58 245H59V243H58ZM92 245H93V244H91V246H92ZM104 245H105V244H104ZM104 245H102V246H104ZM129 245H130V244H129ZM163 245H164V244H163ZM238 245H239V244H238ZM240 245H239V246H240ZM8 246H9V244H8ZM25 246H26V245H25ZM39 246H41V245H39ZM74 246H75V245H74ZM81 246H82V245H81ZM81 246H80V247H81ZM91 246H88V247H89V248L87 249L88 251H89V249H90ZM96 246H97V245H96ZM100 246H101V244H100ZM106 246H107V245H106ZM113 246H114V245H113ZM117 246H118V244H117ZM130 246H131V245H130ZM205 246H206V245H205ZM212 246H214V245L212 244ZM221 246H222V245H221ZM228 246H229V244H228ZM236 246H237V245H236ZM244 246H245V245H244ZM254 246H255V248H259V247H260L259 245H258L259 247H256V245H254ZM263 246H264V245H263ZM3 247H4V246H2V250H3ZM15 247H16V245H15ZM49 247H50V246H49ZM49 247H48V248H49ZM76 247H77V246H76ZM78 247H79V246H78ZM98 247H99V246H98ZM108 247H110V246H108ZM115 247H116V245H115ZM115 247H114V248H115ZM121 247H123V245H121L119 248H121ZM126 247H127V246H126ZM134 247H135V246H134ZM157 247H158V245H157ZM222 247H223V246H222ZM222 247H221V248H222ZM237 247H238V246H237ZM5 248H6V247H5ZM10 248H11V247H10ZM10 248H9V249H10ZM19 248H20V247H19ZM23 248H24V247H23ZM30 248H32V247H30ZM42 248H43V247H42ZM51 248H52V247H51ZM55 248H56V247L54 246V249H55ZM72 248H73V247H72ZM99 248H100V247H99ZM128 248H130V247H128ZM131 248H133V247H131ZM131 248H130V249H131ZM208 248H210V247H208ZM229 248H230V247H229ZM242 248H243V247H242ZM250 248H252V247H250ZM6 249H7V248H6ZM6 249H5V250H6ZM25 249H26V248H25ZM25 249H24V251H25ZM33 249H35V248H32V250H33ZM73 249H74V248H73ZM145 249H146V248H145ZM252 249H253V248H252ZM252 249H251V250H252ZM2 250H1V251H2ZM20 250H21V249H20ZM26 250H28V249H26ZM30 250H31V249H30ZM30 250H29L28 252H30ZM43 250H44V249H43ZM50 250H51V249H50ZM78 250H79V249H78ZM93 250H94V249H93ZM100 250H101V249H100ZM104 250H105V249H104ZM104 250H103V251H104ZM110 250H111V249H110ZM114 250H115V249H114ZM118 250H119V249H118ZM118 250H117V251H118ZM126 250H127V249H126ZM153 250H154V249H153L152 245L149 244V246H148V248H147V252H148L147 254L149 255V253H153ZM211 250H213V248H211ZM230 250H231V249H230ZM236 250H237V249H236ZM255 250H256V249H255ZM10 251H11V250H10ZM37 251H38V250H37ZM37 251H36V253H37ZM53 251H54V250H53ZM68 251H69V250H68ZM117 251H116V252H117ZM121 251H122V250H121ZM124 251H125V250H124ZM141 251H142V250H141ZM159 251H160V250H159ZM231 251H232V250H231ZM261 251H262V250H261ZM7 252H8V251H7ZM19 252H20V251H19ZM22 252H23V251H22ZM34 252H35V251H34ZM38 252H39V251H38ZM60 252H61V250H60ZM64 252H65V251H64ZM80 252H81V251H80ZM105 252H106V251H105ZM105 252H104V253H105ZM119 252H120V251H119ZM161 252H160V253H161ZM212 252H213V251H212ZM235 252H236V251H235ZM256 252L258 253V249H257ZM259 252H260V251H259ZM11 253H12V251H11ZM13 253H14V252H13ZM30 253H31V252H30ZM30 253H28V254H30ZM40 253H41V251H40ZM86 253H87V252H86ZM102 253H103V252H101V254H102ZM121 253H122V252H121ZM132 253H133V252H132ZM136 253H137V252H136ZM142 253H143V251H142ZM209 253H211V252H209ZM215 253H216V251H215ZM229 253H230V252H229ZM236 253H237V252H236ZM240 253H241V252H240ZM253 253H254V252H253ZM7 254H8V253H7ZM14 254H15V253H14ZM26 254H27V253H26ZM41 254H42V253H41ZM52 254H53V253H52ZM56 254H57V253H56ZM59 254H60V253H59ZM59 254H57V255L59 256ZM67 254H68V253H67ZM107 254H108V253H107ZM126 254H128V253L126 252ZM126 254H125V255H126ZM241 254H242V253H241ZM4 255H5V253H4ZM21 255H22V254H21ZM21 255H20V256H21ZM34 255H35V254H34ZM34 255H33V256H34ZM36 255H37V254H36ZM99 255H100V254H99ZM113 255H115V254H113ZM128 255H129V254H128ZM130 255H131V253H130ZM134 255H135V254H134ZM136 255H137V254H136ZM142 255H143V254H142ZM160 255H161V254H160ZM213 255H214V254L212 253V256H213ZM258 255H259V254H258ZM39 256H40V254H39ZM39 256H38V257H39ZM44 256H45V255H44ZM50 256H51V253H50ZM53 256H54V255H53ZM53 256H52V257H53ZM62 256H63V255H62ZM118 256H119V254H118ZM132 256H133V254H132ZM132 256H131V257H132ZM149 256H150V255H149ZM155 256H156V255H155ZM210 256H211V255H210ZM228 256H229V255H228ZM228 256H227V258H229ZM243 256H245V255H243ZM250 256H251V255H250ZM252 256H253V255H252ZM262 256H263V255H262ZM5 257H7V256H5ZM12 257H13V256H12ZM17 257H18V255H17ZM38 257H37V258H38ZM45 257H46V256H45ZM55 257H56V256H55ZM64 257H65V256H64ZM104 257H105V255H104ZM108 257H111V256H108ZM126 257H128V256H126ZM147 257H148V256H147ZM152 257H153V256H152ZM221 257H222V256H221ZM263 257H264V256H263ZM10 258H11V256H10ZM14 258H15V257H14ZM33 258H34V257H32V260H33ZM39 258H42V257H39ZM50 258H51V257H50ZM61 258H62V257H61ZM119 258H120V257H119ZM144 258H145V257H144ZM160 258H161V257H160ZM215 258H216V257H215ZM222 258H223V257H222ZM243 258H244V257H243ZM261 258H262V257H261ZM4 259H5V258H4ZM16 259H18V258H16ZM21 259H22V258H21ZM24 259H26V257H25ZM63 259H64V258H63ZM70 259H71V258H70ZM95 259H96V256H95ZM114 259H115V257H114ZM123 259H124V258H123ZM125 259H126V258H125ZM128 259H129V261H130V256H129ZM128 259H127V261H128ZM137 259H138V258H137ZM145 259H146V258H145ZM145 259H144V260H145ZM149 259H150V257H149ZM151 259H152V258H151ZM238 259H240V258H238ZM245 259H247V258H245ZM254 259H255V258H254ZM259 259H260V258H259ZM6 260H7V258H6ZM8 260H9V259H8ZM28 260H29V259H28ZM65 260H66V259H65ZM68 260H69V259H68ZM97 260H98V259H97ZM105 260H106V259H105ZM105 260H104V262H105ZM117 260H118V259H117ZM132 260H133V258H132ZM132 260H131V261H132ZM147 260H148V259H147ZM214 260H215V259H214ZM217 260H218V259H217ZM230 260H231V259H230ZM230 260H229V261H230ZM249 260H250V259H249ZM249 260H248V261H249ZM251 260H252V259H251ZM12 261H13V260H12ZM23 261H24V260H23ZM35 261H36V260H35ZM40 261H41V260H40ZM46 261H47V260H46ZM61 261H62V260H61ZM61 261H60V262H61ZM69 261H70V260H69ZM69 261H68V262H69ZM71 261H73V260L71 259ZM74 261H75V260H74ZM108 261H109V260H108ZM125 261H126V260H125ZM125 261H124V260H122V261L119 260V262H123V263H124ZM135 261H136V260H135ZM150 261L152 262V260H150ZM170 261H169V262H170ZM212 261H213V260H212ZM233 261H234V259H233ZM241 261H242V259H241ZM244 261H245V260H243L242 262H244ZM262 261H263V258H262ZM4 262H5V261H4ZM9 262H10V261H9ZM15 262H16V261H15ZM29 262H30V261H29ZM29 262H28V263H29ZM43 262H44V261H43ZM50 262H52V260L49 261V263H50ZM60 262H59V263H60ZM66 262H67V261H66ZM87 262H88V260H87ZM91 262H92V261H91ZM96 262H98V261H96ZM101 262H102V261H101ZM117 262H118V261H117ZM139 262H140V261H139ZM145 262H146V261H145ZM147 262H149V260H148ZM216 262H217V261H216ZM235 262H236V260H235ZM235 262H234V263H235ZM259 262H261V261H259ZM2 263H3V262H2ZM5 263H6V262H5ZM11 263H12V262H11ZM34 263H35V262H34ZM41 263H42V262H41ZM49 263H47V264H49ZM94 263H95V262H94ZM110 263H111V262H110ZM127 263H128V262H127ZM129 263H130V262H129ZM142 263H143V262H142ZM167 263H168V262H167ZM172 263H171V264H172ZM211 263H212V262H211ZM230 263H231V262H230ZM237 263H238V261H237ZM240 263H241V262H240ZM261 263H262V262H261ZM14 264H16V263H14ZM21 264H22V263H21ZM24 264H25V263H24ZM26 264H27V263H26ZM61 264H63V263H61ZM71 264H72V263H71ZM98 264H99V263H98ZM124 264H125V263H124ZM136 264H137V263H136ZM152 264H153V263H152ZM154 264H155V263H154ZM213 264H214V263H213ZM250 264H252V263H250ZM256 264H257V263H256Z\"/></svg>","mask_w":264,"mask_h":264}]
</instances>
